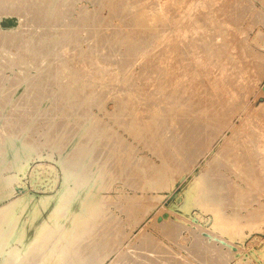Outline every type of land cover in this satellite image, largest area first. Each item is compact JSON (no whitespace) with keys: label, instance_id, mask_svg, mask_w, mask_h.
Wrapping results in <instances>:
<instances>
[{"label":"rangeland","instance_id":"374dc122","mask_svg":"<svg viewBox=\"0 0 264 264\" xmlns=\"http://www.w3.org/2000/svg\"><path fill=\"white\" fill-rule=\"evenodd\" d=\"M12 1L13 0L10 1V5H9V6H11L10 7L11 9L12 8L16 9L17 7H19L21 9L24 4L27 6L30 2V6H31V4H33V5L36 4L35 7H37V8H35V10L36 9H38V10L44 9V12L40 11L39 13H42L43 18H45L46 16L47 17L45 19L46 20L45 23H43L41 19H40L41 21L40 20L38 21L39 17H38L37 21L35 22L34 21V15H33V18H31L32 16L28 13V11H30L29 10L30 6L27 7V10H28L27 13L22 8L25 11V15L26 14L28 15V16H26V18L24 17V13H23L22 9L21 10H19L18 8H17L18 10L12 9L14 12L15 11L16 12L22 11L21 12L22 14L18 13L19 16L23 15L22 18L23 17L24 18L22 19L21 17L18 16V14L16 12L14 13L8 7V5L5 6L4 4H1V5H4L5 8L1 7V5H0V9L2 10V11L0 10L2 12V13L0 12V35H1L0 37H1V39H2V37L3 38L6 37V38L10 39L9 37L14 32H15V34L17 33L16 35L18 36V38L20 37L18 40L16 38L17 37L16 35L13 34V36H11V38L13 37L12 38L13 40L12 39H10V40H12L13 42H14V39L16 38L15 39L16 42H14L15 44L11 41L14 45L12 43H8L6 45H3L2 43H0L3 45V46L0 45V47H3L2 49L0 48V50H1L0 51V53H1V56H0V58H1L0 59V85L2 84L0 86V102H1L0 103V149H2V150H0V183H1L0 189L2 191H5V193L7 195L6 198L0 199V244L5 243L4 238L2 236L4 235V233H6V231L9 235L6 233L4 236L8 237V236H10L11 232L17 228L16 223H19V228H21V229L24 228V230L26 232L25 240H26L27 244H29L31 242L32 238L35 235V230H36L37 226L42 221H44L45 219L48 218V216H49V214L53 208L52 204L49 205L48 208H43L42 205L40 204L41 198L46 197V196L56 195L62 188V185L64 182L63 177H65L64 175L68 172V174H67L68 177H71V179L69 178L70 182H71V189L72 190L75 189L73 191L77 190L76 193L78 195L79 202H81L82 200H86V199H88L94 195H97L99 198H101L102 196L103 197H102V199H100L101 200V206H102L101 207V213H99L97 219H95L96 222H94L89 227V229H86V231H83L84 227L81 228V226H83V223H80L77 225V231L78 232L83 231L82 233L79 232L80 235L82 234L81 238H80V243L78 245L72 247V249H73V250L71 249L72 254L67 255L68 258H65L67 260H66V263H64V264H69V263L71 264L72 261H73V264L74 263L75 264H83V263L84 264L85 263L86 264H91V263L94 264L95 262L98 264L99 263L100 264H115V263L116 264H180V263L181 264H183V263L184 264H213V263L214 264H221V263L222 264H225V263L226 264H264V164L262 165V163H261L262 161L264 162V158H263L264 157V151H263L264 150V0H212V1L211 0H207V1L206 0H185L186 3L184 2V0H181V1H183L182 5L180 3V0H176V1L175 0H173V1L172 0H157V1H155V0H140V1H138L139 3L137 2V0H122V1L121 0H117V1L115 0L114 2H116V3H114L113 0L112 1L111 0H55V1L54 0H51V1L50 0H31L32 2L31 1L26 2L25 0H19V2H17L18 0L17 1L14 0V1H16V3L13 1L14 4L12 3ZM22 1H24L23 4H22ZM56 1H57V3H55ZM166 1H169V2H166ZM171 1H172V3H171ZM178 1H179V3H178ZM5 2H6V4H9L8 0L7 1L5 0L4 3ZM20 2L22 4V6L20 5ZM48 2H49V5L51 3L53 4V6L50 7V9L49 8L47 9L45 7V5L48 4ZM134 2L135 3L137 2V3L135 4ZM156 2H158L159 4L162 3V4H160L161 9H160L159 4H156ZM174 2H177V3L175 4ZM11 3L14 6H16V4H18V6L14 7L11 5ZM117 3H118V6H117ZM153 3L155 5H153ZM164 3H166L165 6L163 5ZM189 3H190V5H189ZM110 4H112V5H110ZM125 4H128V5L124 6ZM144 4L146 5L145 6L146 8L144 7ZM49 5L47 7H49ZM157 5H158V7H157ZM185 5H186V7H184ZM202 5H204V6H202ZM113 6H115L116 9H114L115 7H113ZM119 6L121 8L123 7L122 9H123L124 13L122 11L121 12L119 11V9H121ZM129 6H131V7H129ZM135 6H136V8H135ZM178 6L181 9H179ZM6 7H8V8H6ZM40 7H42V9ZM118 7H119V9H118ZM124 7L126 8V10L124 9ZM55 8L56 9L58 8L57 10H58V13L60 15H61V11L63 14L65 12L64 15H66V13H67V15H66L67 17L64 16L63 14L61 15L63 18H65V20L60 18L61 17L60 15H59L60 17L57 16L58 17L57 20L54 19V18H56L54 16L57 14V10ZM133 8H135V9H133ZM158 8L161 11L164 8H165V10L163 12H160V11H158ZM189 8L191 10H189ZM192 8H194V9H192ZM4 9H6V12H8L7 9L8 10L10 9V10L8 13H5ZM183 9H186V11L188 10V12H184L185 10H183ZM50 10H54V11L50 12ZM130 10H132L134 12H131ZM136 10L138 12H136ZM154 10H156L157 13H155L156 11H154ZM45 11H46V13H45ZM69 11H71L73 14L70 13ZM85 11L89 12V14L87 12V16L88 15L90 16V17L88 16L89 20H88V18L86 20L87 16L85 15L86 14ZM90 11H92L93 13ZM118 11L121 13L120 15H119ZM146 11H147V13H146ZM151 11H152V13H151ZM10 12H12L15 15H13L12 13L10 14ZM49 12L52 16L49 14ZM53 12H55V14ZM94 12H97V13H94ZM141 12H143V13L145 12L146 15L149 12L150 16H151V14L152 15L157 14L160 17V20H162L163 18L164 19L166 18L165 22L162 24V22L164 21V20H162L160 22H157V25H156V23H153V24L148 23L149 24L148 25L146 23L147 22L146 21L145 22L147 24L146 25L144 23V21L138 17V14H140ZM153 12H154V14H153ZM159 12L162 13V17L160 16ZM181 12L182 13L184 12L183 14H185V15H182ZM175 13L176 14L178 13L177 14L178 17H175V15H176ZM71 14H72V17L70 18L69 15H71ZM134 14L135 15L137 14V15L135 16ZM165 14H166V16H169V17L167 18L165 16ZM179 14L182 16H180ZM187 14L190 15L191 17H189ZM255 14H257V15H255ZM260 14L262 16H260ZM44 15H46V16H44ZM95 15H97V17ZM133 15H134V17H133ZM91 16H92V18H91ZM184 16H185V18H184ZM186 16H187L188 20L186 19ZM49 17H50V19H49ZM113 17H116V18H113ZM28 18L32 19V20L29 21ZM47 18L51 22H53L52 23L53 27L50 26L51 23ZM72 18H73V20H72ZM94 18H95V20L97 18V21L93 20ZM128 18H130V19H128ZM135 18H137V19H135ZM175 18H177V19H175ZM178 18H180L181 24H179L180 22H179ZM61 19L66 22L65 27L63 25L64 22H62ZM183 19H186V20L184 21ZM21 20H22V22H21ZM127 20H129L130 22L133 21V22H135V24L137 21L136 25H139L140 27L138 26L135 28L136 25L133 24L132 22L129 23V21H127ZM139 20L141 23L140 22L138 23ZM172 20H175V21H172ZM60 21L63 23V24L62 23L60 24L62 26L61 28H60V26H58ZM87 21H88V23H87ZM125 21H126V23H125ZM215 21H216V24H215ZM55 22H57V23H55ZM90 22H91L92 26L88 25V24H90ZM173 22H174V24H173ZM39 23H40V25H42L41 26L42 28L40 27ZM47 23L50 25H48ZM83 23L85 26L83 25ZM92 23H94V24H92ZM143 23L147 26V30H145L146 26L145 27L141 26V25H143ZM45 24H47V26ZM66 24L68 25L69 29H68ZM80 24L83 26H81ZM24 25L27 27V29H26V27H24ZM124 25H125V27L123 28ZM131 25H132V27H131ZM175 25H177L178 28H180V29L176 28L177 26L175 27ZM183 25H184V27H183ZM17 26H18V28H17ZM33 26H34L35 30H33L34 29ZM45 26H46V28L48 26L49 27L47 29L46 28L44 29ZM97 26H100V28ZM103 26L105 27V29L103 28L104 30L101 28ZM148 26H149V28H148ZM153 26H155L154 27L155 29H151V28H153ZM156 26H157V28H156ZM21 27L22 28L24 27L23 30L21 29ZM39 27L42 30H39ZM81 27H84V28H81ZM85 27H86V29H85ZM87 27H88V29H87ZM89 27L92 30H89ZM110 27H112L113 30ZM64 28H65V31H64ZM114 28H116V29H114ZM131 28H133V29H131ZM137 28L142 33H140V31L138 32ZM140 28H142L144 31ZM175 28H176V30H175ZM18 29H19V31L22 30V31H20L21 34L18 33L19 32ZM37 29H38V31H36ZM66 29L68 30V32ZM82 29H84V31L87 30L90 33L91 32L92 33L90 34L87 31L84 32ZM100 29H101V31H99ZM123 29H125L126 32L129 31V33L128 32L126 33ZM177 29H178V32H175V31H177ZM27 30L29 32L31 30L32 31L29 33V32H27ZM78 30L80 33L78 32ZM94 30L96 31V33L97 32L98 33L96 34ZM120 30H122V31H120ZM132 30H133V34H132ZM154 30L156 31L155 34H154ZM186 30L188 32H186ZM7 31L10 34L7 33ZM34 31H35V33H34ZM45 31H48V33H45ZM60 31H61V33L64 31L68 35L63 32V34H65V35L62 36L63 34L59 33ZM102 31H103V33L105 31L104 38L106 37V33L108 31L107 34H109V36L107 35V37H106L107 39L105 38L106 41L103 40L104 38L102 36L103 35ZM150 31H151V33H150ZM161 31H162V33H161ZM166 31H170V33L169 32L166 33ZM172 31H174V33ZM3 32H5L6 34ZM114 32H116V33L112 34ZM146 32L148 34V37L150 36L149 38L145 37V35L147 36ZM181 32L182 33L186 32V33H184L185 35L188 33L187 34L188 36L187 35L185 36L184 34L182 35ZM2 33L5 36H2ZM23 33H26V34H24L25 37H23L24 36ZM44 33H45V36H46V34L49 36L45 37ZM76 33H78L77 36H75ZM163 33L164 34L169 33L168 34L169 36L164 35ZM28 34H29V36H31L30 38H33V36L35 37V35H36V37L33 39H30V38H28L29 37ZM128 34H129V36H128ZM150 34H152V35H150ZM153 34H154V36L155 35L158 36V38L155 36L157 41H155L154 37H152ZM171 34H172V36H171ZM40 35H42V36H40ZM57 35H59V36H57ZM98 35H99V37H98ZM111 36H114V37L112 38ZM136 36H137V38H136ZM170 36L172 38V39H170L171 42H169V39H168ZM179 36H180V38H179ZM181 36H185V38H188V39L185 40V38L181 37ZM37 37H38V39H36ZM41 37H43V38H41ZM61 37L62 38L63 37L64 38L70 37L71 40L67 41L66 38L62 39ZM96 37H97V39H96ZM100 37L102 38V40L100 39V41H99L101 44L98 42ZM132 37H133V39H132ZM134 37H135V39H134ZM159 37H160V39H162V38L165 39L166 42L163 39H162V41L164 43H166L167 45L164 44L162 41H160ZM22 38H23V40H21ZM181 38L184 41L182 40V42H181L179 40ZM27 39L29 41H26ZM35 39L37 41H35ZM67 39H69V38H67ZM72 39L76 42L74 43V41ZM77 39H78L79 43L77 42ZM138 39L140 40V42ZM17 40H18V42L24 41V42L20 43L21 47L19 45L17 46ZM46 40H48L49 44L52 43L51 46L53 44L54 45L57 44L56 45L57 48L54 45L52 46V48H56L57 50H58V48L64 49V51H61L59 49V52L60 51L62 52V53H60L61 54L60 59L57 57V56H59V54H58L59 52L55 50L58 53H54L55 52L54 49H52L54 51V52L52 51L53 52L52 56L55 54L54 56L57 58H54V56L53 57L47 56L44 53V52H46V53L48 52L47 54L51 55V52H49L50 51L49 49H51V48H49L48 45L45 46L46 44H48ZM57 40H58V42H60L59 40H63V41L66 40L67 43H65L66 42L65 41L64 45H63V42L61 41V43L58 44L57 42H55ZM111 40L112 41L114 40L113 43H111L112 42ZM125 40H127L128 42H125ZM158 40H159V42H158ZM173 40H175V41H173ZM25 41L28 43V46H27V43ZM103 41L106 42L105 46L103 44ZM115 41H116V43H115ZM122 41H123V43H122ZM35 42H38V44ZM107 42L108 43L110 42L109 44H111L109 46V48H107L108 50H106V47H107L106 45H109ZM146 42L148 45L147 47H146ZM168 42H169V44H168ZM180 42L182 44H180ZM22 43L23 44L26 43V45H24V47L26 46L25 47L26 49L23 47ZM34 43H35V45L36 44L37 45L32 47ZM39 43H41V47H40ZM68 43H71V45H70L71 48L76 49V50L74 49L75 53L72 52V49H70V46ZM128 43L130 46L129 48H128ZM183 43H185V44H183ZM10 44H12V45H10ZM66 44H68V45H66ZM112 44L114 47H116L117 50L119 49L118 52H120V53H116L117 51L115 50V48L113 49ZM144 44H145V47H143ZM175 44H176V46H175ZM15 45L19 49L21 48L22 51L18 50V52H17V48H15L16 47ZM60 45H61V47H59ZM62 45L65 46L66 49ZM121 45L123 47H120ZM133 45H134V47H133ZM168 45H169V47H168ZM184 45H185V47H184ZM189 45L192 49L189 47ZM8 46L9 47L12 46L10 48V50H9ZM6 47L8 48V50ZM44 47L46 50L44 49ZM47 47L49 48L48 49L49 51H47ZM33 48H35V49H33ZM133 48L136 50H134ZM186 48L191 49V50H189L190 51L189 53L193 54L192 56L188 53V50ZM226 48H227V50H226ZM3 49L5 51L7 50V53L8 52L9 53L7 54ZM37 49L38 50L41 49V52L40 51L38 52ZM26 50H27V52H26ZM30 50H32V51H30ZM33 50H35V51H33ZM106 51H108V53H105ZM122 51H124L123 52L124 54L122 53ZM128 51H129V53H128ZM135 51L137 53H135ZM144 51H145V54L147 56L144 54ZM2 52H3V54H2ZM34 52H38L40 55L38 53L36 55V53L34 54ZM64 52H67V53H64ZM17 53H19V54H17ZM133 53H135V55H133ZM9 54H11L12 56H10ZM73 54H74V56H73ZM113 54H114V56H113ZM120 54L124 55V56L127 55L126 57H130V55L131 54L132 55L130 58L125 57V59L123 60L121 58L119 59V57H122ZM22 55L23 56L26 55V56L23 57ZM109 55H110V57H109ZM116 55H118V56H116ZM141 55H143V56H141ZM41 56H44V57H41ZM102 56H103V58H100ZM112 56H113V59H111ZM188 56L191 58L192 57H194V58L191 59ZM35 57L40 59V61L37 62ZM50 57L54 58L53 63H52L53 59H52V61H50L51 60ZM104 57L107 59H109V58L111 59V62H108V64L110 63L109 66L105 62L110 61V59L107 60ZM117 57H118V59H116ZM181 57L183 59H181ZM185 57H187V58H185ZM26 58H29L30 60L26 59ZM61 58H63L64 60L65 59L67 60L65 62L62 59V61H64V62L61 61L63 64L65 63L64 65L67 68H69V66L73 67V68L72 67L69 68L71 71L68 70L63 64H61V62L59 61V60H61ZM87 58L92 59V61L88 60ZM98 58H100V59L98 60ZM146 58H148V59L146 60ZM42 59H44V60H42ZM45 59H47V60L45 61ZM56 59L58 60V62H55ZM102 59H105V61H103L105 64L101 62ZM176 59H177V61H175ZM82 60H83V62H86V63H83ZM86 60H88V62L91 61L93 63V66L90 62H89L90 64H87ZM112 60H115V61L117 60V62L112 61ZM118 60H120V61H118ZM121 60H123L124 62ZM152 60H153V62H152ZM41 61H44V62H41ZM145 61H146V63H145ZM18 62L19 63L22 62L21 65ZM79 62H81L80 65L83 64L82 65L83 68H82V66H78ZM94 62H95V64H94ZM96 62L99 63L100 66H102V68L99 65H97ZM118 62H119V64L121 63L122 65L121 64L119 65ZM125 62L127 65L124 64ZM55 63H56V65L57 64H59V65L55 66ZM112 63H113V65L114 64L115 65L114 66L111 65ZM183 63H185V65ZM192 63H194V64H192ZM26 64H28V65H26ZM37 64H38V66H37ZM84 64H86L87 66L91 65V67L90 66L87 67L85 65L87 68L91 69L90 74L88 73L89 71H87V68H85ZM125 65H126V68H124ZM152 65H153V67H152ZM154 65H156L157 67ZM59 66H61V67H59ZM63 66L65 67L64 71H63ZM74 66L76 68L77 67L78 68L75 69ZM94 66H95V68H94ZM103 66H104V68H103ZM116 66L119 69L120 68L123 69L124 71H120L122 73L118 72V68H115ZM19 67H21V68H19ZM58 67L62 70H57ZM96 67H97V69H96ZM98 67H99V72H97ZM108 67L110 68L111 73L113 71V74L108 72L109 71ZM51 68H52V70H51ZM92 68H94L95 70H92ZM107 68H108V71H107ZM160 68H162V69H160ZM199 68L200 69L202 68V69L200 70ZM28 69H30V70H28ZM55 69L57 70V74H56ZM72 69H73V71H72ZM101 69H102V71H101ZM105 69H106V71H105ZM116 69H117V71H115ZM172 69H174V70H172ZM76 70H78V71H76ZM216 70H218L219 72ZM54 71H55V75L53 74ZM60 71L64 76L62 74H60ZM67 71L72 72V74L67 75ZM81 71H82V73H83V71L84 72L87 71L86 73H83V74H85V75L89 74L88 75L89 77L86 76V78H85V75H83L81 73L83 76V78H82V76H80ZM93 71L96 74H94ZM114 71L116 73H119V75L116 74ZM78 72H79V75H77ZM106 72H108V73H106ZM141 72H142V74H141ZM73 73H76V74L74 75ZM91 73H93V75L95 77ZM104 73H106V75H104ZM114 73L116 74V77L119 78L121 81H118L119 79L114 78L115 77ZM58 74H59V76H62V78L59 76H56ZM102 74L105 76L106 81H105V78H103L104 76L103 77L101 76ZM107 74L110 75V76L108 75L109 78L106 77ZM121 74H123V75H121ZM215 74H216V76H215ZM53 75L56 77H54ZM72 75L76 79H77V76L80 77V78L78 77V79H77L79 81L76 80L77 82H79L80 85H77L76 81H75V83L72 82L75 79V78H73ZM96 75L100 76L101 79L103 78L102 80L104 82L101 81V79L99 77H96ZM146 76H148V77H146ZM71 77L73 78V80ZM90 77L92 79L94 78L93 79L94 81H95V79L98 80V78H99L101 82H98L99 80L96 82L99 84L101 83V84L100 85L97 84ZM123 77L125 80L123 79ZM32 78H34L35 80L32 81L31 80ZM40 78L45 79V81L48 80L47 82H50L52 87L51 86H49V87L53 88V89L48 90V92L50 91L49 93L46 91L47 90L46 88H49L48 87L49 83L41 81ZM57 78H59V79H57ZM87 78H89V79H87ZM161 78H162V80H161ZM1 79L3 80L2 82H1ZM60 79L63 81H59ZM68 79L69 80L71 79L72 81L70 80L71 82L69 83ZM80 79H82V80L85 79V81L87 80L88 83H87V81L86 82L83 81V82H85V83H83L84 84L83 85L82 80H80ZM197 79H199V80H197ZM38 80H40V82ZM51 80H53L52 81L53 83H51ZM89 80L92 83H90ZM116 80H117V82H116ZM140 80H142V81H140ZM35 82L36 83L38 82L39 88L37 87V84ZM159 82H160V84H158ZM163 82H164V85H163ZM89 83L91 84V86ZM168 83H169V85H168ZM206 83H207V86H206ZM32 84L34 87L32 86ZM63 84H65V86L67 84H69V86H66L67 90H69V91L66 90V87H64ZM71 84L72 85L75 84V85H73L74 86L73 89H71L72 88ZM93 84H95V88H94ZM161 84H162V86H161ZM39 85L40 86L43 85V86L40 87ZM44 85H46V86L44 87ZM76 85L79 86V88H77ZM85 85H86V87L89 85V88L85 87L86 88L85 89L84 88ZM35 86H36L37 90H39V92H42V95L44 94L43 91H46L47 95L45 92V94H44L45 97L41 96V93H39L35 89ZM70 86H71V88H70ZM92 86H93V88H92ZM31 87H33L34 89L33 88L31 89ZM90 87L92 88V90H95L96 94H95V92H92ZM131 87L133 90L131 89ZM40 88L43 91H40ZM63 88L66 91V92L64 91V93H63ZM68 88H70V89H68ZM74 88L76 89L75 93H74ZM142 89H144V90H142ZM8 90H9V92L10 91H12V92L9 94ZM33 90L35 93L33 92ZM70 90H73V93ZM77 90H79V91L77 92ZM83 90H86V92H84ZM88 90L90 91V93L88 92ZM36 91H37V94H36ZM176 91H177V94H176ZM211 91L213 93L215 91V93L213 95L216 97V99L214 98L213 95L210 96V93L212 94ZM184 92L187 93L188 95L186 94L184 96ZM62 93H63V95H62ZM65 93L67 95H69V93H70V95L67 96ZM76 93H78L79 96ZM81 93L82 94L84 93L85 96L82 95ZM85 93L86 94L89 93L87 95H90L93 93L91 95V97L93 95H96L98 98L96 96H93L94 98L96 97L97 100H95L96 98L94 100H92L93 98L91 99V97L89 96L85 100L84 98L87 97V95ZM97 93L99 95H101L100 98H99V95ZM124 93H126L125 97H124ZM171 93H174V94H172L170 96ZM35 94H36V97L34 96ZM75 94H76V99H74ZM4 95H7L6 98L8 97V99H6ZM29 95H30V97L34 96L35 98L31 99L29 97ZM181 95L184 96V98ZM206 95H208L209 98ZM220 95H221V98L219 97ZM129 96H133L134 98L131 97L132 98L131 99V98H129ZM173 96H175V98ZM190 96H192V98ZM196 96H197V98H196ZM3 97H4V99H3ZM62 97H63V99H62ZM69 97L73 98V99H68ZM77 97H79V98H77ZM82 97H84L83 98L84 101L81 100V102L83 101L81 103L80 99H82ZM135 97H136V99H135ZM139 97H141V98L143 97L142 100ZM162 97H163V99H162ZM205 97H206V99H205ZM38 98L40 99L39 102H37L38 100H36ZM66 98H67V100H66ZM123 98L125 101L123 100ZM128 98H129V100H128ZM28 99L30 100V102ZM59 99H60V102H59ZM88 99H89V102L92 101L91 104L88 102ZM218 99H220V100H218ZM26 100L28 101V103H25ZM32 100H33V103L31 102ZM34 100H36V102ZM77 100H79V101H77ZM126 100H128L130 102H127ZM199 100H200V102H199ZM57 101L60 104H57L58 103ZM86 101L89 104H87ZM98 101H99V103H98ZM188 101H190V104ZM212 101H213V104H212ZM220 101L222 102L223 107L225 105L224 108L222 107V105H219ZM96 102H97V104H96ZM122 102H123V105H122ZM124 102H125V105H124ZM168 102H170V103H168ZM2 103H4V105ZM84 103H86L88 106ZM117 103H119V104H117ZM182 103H184V104H182ZM192 103H194V105H196V106H194ZM214 103H215V105H214ZM150 104H151V106H150ZM227 104L232 106L231 108L235 107V108H233L232 112H231V108H228L230 106H228ZM155 106H157V107H155ZM170 107H171V109H169ZM188 107H189V110L187 109ZM198 107H200L199 108L200 110L198 109ZM175 108H178V109L181 108L182 111H179ZM214 108H216V110ZM225 108H226V110H224ZM163 109H165V110H163ZM184 109L187 111H184ZM205 109H207V110H205ZM210 109H212V110H210ZM148 110H150V111H148ZM169 110H171V111H169ZM174 110H176V112ZM190 110H192V111H190ZM193 110H195V111H193ZM203 110L207 114H209L211 111L212 112L208 116L205 113L204 114L201 113ZM213 110L215 112L217 110L218 111L215 113ZM221 110H223V111H221ZM227 110H229L230 112ZM189 111L192 114L194 112L195 115L188 113ZM196 111H198L199 113ZM207 111H210V112H207ZM225 111H227V114H225V115H226V117L227 116L228 117L225 120V118H224L225 116H223V118H224V120H223V118H221V116H219V115L221 114V112L224 115ZM185 112H187V113H185ZM164 113H165V115H164ZM24 114H25V116H24ZM179 114L180 115L182 114V115L179 116ZM200 114H203V115L200 116ZM177 116L180 118H177ZM184 116H188L189 120L185 122V120H187L188 117L185 118ZM217 116L220 117V122L221 123L223 122L222 124L216 123V122H219L218 121L219 119ZM160 118H162V120H160ZM173 118L175 119V121ZM182 118L183 119L185 118V120H183ZM195 118H197L196 121H195ZM172 119H173V123L175 126L172 123ZM181 120L184 122H182ZM191 120H193L195 122L192 121V123L190 124L189 121H191ZM22 121L23 122L25 121L26 123L25 122L23 123ZM206 121H208V122H206ZM211 121H214L215 123L213 122V124H212ZM9 122H11V123H9ZM13 122H15V124ZM150 122L152 125H154V123H155V125L157 127L155 125L152 126L150 124ZM170 122H171V124H169ZM199 122L201 124H204L205 122L207 124L211 123L210 125L212 126L211 127L212 129L210 128V126L208 127V125H207V127H205L207 129L210 128L211 131L209 132L205 128H204L205 130L201 129L204 126H206V123H205V125H201ZM196 123H197V126H194ZM135 124H136V126L137 125H139V126L135 127ZM215 124H217L216 126L221 125L220 126L221 130L219 129V131H218V129H217V131H216V129H214V128H217V127H213V125L215 126ZM226 124H227V126H226ZM57 125L60 126V130H58L59 127ZM91 126H93L92 128H94L95 130L90 128ZM144 126H146L145 130L142 129V128H144ZM193 126L197 130H194ZM200 126H202V127L200 128ZM131 127H132V129H131ZM148 127L149 128L152 127L153 130L150 129L148 131L147 130V129H149ZM161 127H163V129ZM17 128H19V129H17ZM136 128L141 132L146 131L145 135H143L144 133L140 132L141 133V135H140L139 132H136V130H137ZM191 129L193 130L192 132H190ZM15 130H16V132H15ZM130 130L133 132H130ZM198 130H199V132H201L200 130H202V131H204V133L206 131H208L207 132L208 134L206 133L204 136H202L204 133L201 132L203 134L199 136L200 133H198ZM213 130H215V131H213ZM212 131H213V133H212ZM89 132H90V134H87ZM135 132L137 133L136 135H135ZM195 132H197V133H195ZM219 132H220V134H219ZM85 133L87 136L88 135L89 136L87 137L85 135ZM96 133H98V134H96ZM147 133H148V135H147ZM164 133H166V134H164ZM170 134H172V135H170ZM191 134H192V136H191ZM32 135H33V137H32ZM84 135H85V137H83ZM172 137H174L175 140ZM28 138H29V140H28ZM71 139H73V140H71ZM195 139H197V140H195ZM193 140H195V141H193ZM198 140H200L201 142L205 141V142H203L204 146H201V148H200V145H202V143L200 144V141L198 142ZM170 141H172V142H170ZM246 141L247 142L251 141L248 143V146H245L247 144ZM100 142L102 143V146H101ZM175 142H177V143H175ZM167 143H168V145H167ZM192 143H195V145ZM182 144H184V145H182ZM196 144H199V146H197L198 148L196 147ZM254 144H257V147ZM262 144H263V146H262ZM175 145H177V146H175ZM193 145L195 146L194 150L191 149ZM252 145L255 146V147L253 146L254 150H253V147H252V149H250ZM96 147H98V148H96ZM248 147H249V150H245ZM21 148H23V149H21ZM79 148L81 150H79ZM162 148L165 150H162ZM196 148L199 149L200 151L199 150L197 151ZM255 149H256V152H255ZM259 149H260V153H259ZM175 150H177V152ZM191 150H193V151H191ZM195 150H196V152H195ZM168 151H170L169 152L170 154L168 153ZM187 151H189L188 152L189 154L187 153ZM244 151H246V153H244ZM250 151L252 153L254 151V153L252 154ZM172 152H173V154H172ZM175 153L177 154L176 155L177 159H175ZM192 154H195V155H193L195 157H193ZM261 154H262V158H261ZM172 155H174V156H172ZM245 155L250 156V158L248 157L249 159H247V157H245ZM72 156H74V157H72ZM177 156H179V158ZM255 156H257V157L255 158ZM171 157L173 158V160ZM191 158H192V160H195V161L189 160ZM244 158H246V159H244ZM251 158H252V160H251ZM169 159H171V160H169ZM174 160L176 161V163ZM177 160H178V162H177ZM196 160L198 162H196ZM258 160L260 161L259 163H258ZM211 161H212V163H211ZM219 161H221V163ZM249 161L251 163H249ZM64 162H65V164H64ZM67 162H69V164ZM167 162H169V163H167ZM246 162L248 164H246ZM89 163H91V164H89ZM164 164H165V166H164ZM210 164H212V165H210ZM222 164L224 165V167H222ZM234 164H236V166ZM73 165H75V166H73ZM179 165H181V166H179ZM185 165H186V167H185ZM163 166L165 169L163 168ZM170 166H171V168H170ZM255 166H256V168H255ZM71 167H72V169H71ZM216 167H217V169H219V171H217ZM4 168L5 169L7 168V169L4 170ZM70 169H71V171H70ZM73 169H74V171H73ZM161 170H162V172H161ZM175 170H177L179 173H177V171H175ZM212 170H213V172H212ZM214 170L216 172H214ZM207 171L210 173H208ZM63 172H65V174ZM76 173H78V174L76 175ZM164 173H165V175H164ZM208 174L211 178H209ZM139 175H141V176L138 177ZM147 175L149 177H147ZM134 176H137L138 179H136V177H134ZM133 177L135 178V181H134ZM140 178H143L141 180H144V179L146 180V181L144 180L145 182L143 181L144 183L142 182L144 185L141 182H138V181H141V180H139ZM163 178H165V179H163ZM214 178H215V180H214ZM206 179H208V180H206ZM151 180H153V181H151ZM203 180H205V181H203ZM2 181H4V182H2ZM209 181H210V183H208ZM5 182H6V185H5ZM131 183H132V185H131ZM224 183L226 184V186ZM138 184H140V185L142 184L143 186L141 185L142 186L141 187ZM128 185H130V186H128ZM159 185H161V186H159ZM2 186L3 187L5 186L4 187L5 189ZM80 187L82 188L81 189L82 193H81ZM200 187H201V189H200ZM205 189H207V190H205ZM203 192L206 194H204ZM135 193H136V196H135ZM86 194H87V196H86ZM88 194H89V196H88ZM198 194H200V195H198ZM227 195H228V197H227ZM139 196H140V198H139ZM206 196L208 199L206 198ZM210 196H211V198H210ZM135 197H137V199ZM223 197H225V198H223ZM103 198L105 201L103 200ZM147 198L148 199L150 198V199L148 200ZM144 199H146V200H144ZM195 199H197V200H195ZM200 199H201V201L199 202ZM222 201H224V202H222ZM131 202H133L134 204ZM205 203H206V205H205ZM44 204H46V203H44ZM36 205L38 206L40 213H39L38 218L33 223H30V221L32 220V217L35 215V212H34V214L32 212L35 209L34 207ZM136 205H138V206H136ZM142 206H143V208H142ZM132 207H133V209H132ZM186 208H187V210H186ZM2 209H4V210H2ZM142 209L145 210V212H143ZM6 211L9 213H7ZM123 211L125 213H123ZM224 211H225V213H224ZM232 211H233V213H232ZM131 212L133 214H131ZM137 213H138V215H137ZM13 216H15V217H13ZM130 216H131V218H130ZM137 216L139 217V219ZM71 217H73V215H71ZM101 217H102V219H101ZM98 218H100V221ZM117 218L119 219V221ZM71 219H69V220H71ZM14 221L15 222L17 221L15 223L16 228H14L13 224H12L13 227H12V225H10L11 222H14ZM117 221H118V223H116ZM173 222H175V223L173 224ZM107 223L109 226H110V224H111V226L113 225V229H109V231L110 232L113 231L115 233V237L111 236V234H113V236H114V233L109 232L110 236L108 238L107 244L105 243V246L103 248L104 250H103L101 248H98L97 244H100V242L98 243L96 238L98 239V237L101 235L100 231H102L104 228L103 224L106 225ZM122 223H124V224H122ZM102 225H103V227H102ZM167 225H169V226L167 227ZM184 225L187 228H185ZM79 227H80V229H79ZM101 227H102V230H99V229H101ZM173 227H174V229H173ZM118 229H121V231ZM167 229H168V231H167ZM64 230L65 229H63V231ZM122 232H124V233L122 234ZM169 232H170V235L168 234ZM175 234H176V236H175ZM198 234H200V236ZM61 237H62V235L60 233L54 234L52 236L53 240L48 244L50 246L54 245L57 247H59V246L62 247L64 244L56 243V240L58 241V239H60ZM112 238H113V240L110 241ZM177 240H178V242H177ZM99 241H100V239H99ZM86 243H87V245H86ZM14 244H15V246L18 245L16 243H12L11 246H14ZM108 244H109V246H108V248H106L107 247L106 245H108ZM82 245L84 247H82ZM85 246H88V247H85ZM198 246H199V248H198ZM76 247H78V248L76 249ZM112 247H113V249H112ZM82 248L85 250H83ZM105 248L108 250V253H105L106 252ZM91 249H92V251H91ZM98 249H99V251H100V249L104 251V252L102 251L103 252L102 255L105 253L104 256L101 257V255H100L101 251L99 252ZM205 250H207V251H205ZM73 251H75L76 253ZM82 251H83V253H82ZM199 252H202V254ZM204 252H207V253H204ZM41 254L39 256H41L43 258L44 253L42 254L43 256ZM56 255H58V254H56ZM98 255L100 257H98ZM126 255H127V257H125ZM203 255L204 256L206 255V256L204 257ZM77 256H78V258H77ZM83 256H87V257H83ZM215 256L217 257V259ZM41 257L35 258L34 260H25L26 262H23V263H25V264H43L42 262H43L44 258L42 259ZM207 257H209V258H207ZM210 257L213 259H211ZM79 258H80V260H79ZM99 258H101V259H99ZM202 258H204V259H202ZM38 259H39V261H38ZM98 259H99V261H98ZM204 260H205V263H204ZM228 260H229V262H228ZM0 264H2V256L1 255H0Z\"/></svg>","mask_w":264,"mask_h":264},{"label":"bare ground","instance_id":"6f19581e","mask_svg":"<svg viewBox=\"0 0 264 264\" xmlns=\"http://www.w3.org/2000/svg\"><path fill=\"white\" fill-rule=\"evenodd\" d=\"M4 1H5V0H4ZM4 1H3V0H2V1L0 0V5H1V4H4L5 6L8 5V7L10 8L11 6H9V5H10V1H11V0H8V1H9V4H6V2L4 3ZM6 1H7V0H6ZM13 1H14V0H13ZM13 1H12V3H13ZM16 1H17V0H16ZM16 1H14V2L16 3ZM25 1L28 2V1H31V0H25ZM50 1H51V0H50ZM54 1H55V0H54ZM111 1H112V0H111ZM111 1H110V2H111ZM114 1H115V0H113V2H114ZM116 1H117V0H116ZM121 1H122V0H121ZM138 1H140V0H137V2H138ZM155 1H157V0H155ZM172 1H173V0H172ZM172 1H171V3H172ZM175 1H176V0H175ZM206 1H207V0H206ZM211 1H212V0H211ZM17 2H19V0H18ZM23 2H24V1H22V4H23ZM26 2H25V3H26ZM31 2H32V1H31ZM137 2H136V3H137ZM142 2H143V1H142ZM166 2H169V1H166ZM184 2H185V0H184ZM12 3H11V5L14 6V5H13L14 3H13V4H12ZM50 3H51V2H50ZM55 3H57V1H56ZM111 3H112V2H111ZM114 3H116V2H114ZM114 3H113V4H114ZM134 3H135V2H134ZM136 3H135V4H136ZM138 3H139V2H138ZM143 3H144V2H143ZM171 3H170V4H171ZM174 3L176 4L177 2H174ZM178 3H179V1H178ZM180 3H181V5H182V4H183V1L180 0ZM185 3H186V2H185ZM203 3H204V2H203ZM218 3H219V2H218ZM22 4H21V2H20V5H21V6H22ZM51 4H52V3H51ZM51 4H50V5H51ZM141 4H142V3H141ZM156 4H159V3L156 2ZM160 4H162V3H160ZM160 4H159V6H160ZM165 4H166V3H164L163 5L165 6ZM216 4H217V3H216ZM4 5H1V7H4V8H5ZM35 5H36V4H34V5L31 4V6H30V2H29V4H28L27 6L24 4L22 8H23V9L26 11V13H27V11H28V10H27V7L30 6V7H29V8H30V9H29L30 11H28V13L32 16V17H31V16H30V17L33 18V15H34V21H35V22L37 21V19H38V17H39L38 21L41 19L42 22L45 23V22H46L45 19H46V17H47V16H46L47 14L44 15V16H46V17L43 18L42 13H39V12H40V11H41V12H42V11L44 12V9H42V7H40L42 10H40V9H39V10H38V9L35 10V8H37V7H35ZM48 5H49V2H48L47 5H45V7H46L47 9H48V8L50 9V7L53 6V4H52L51 6L49 5V7H47ZM110 5H112V4H110ZM126 5H128V4H125L124 6H126ZM137 5H138V4H137ZM137 5H136V6H137ZM153 5H155V4L153 3ZM167 5H168V4H167ZM172 5H173V4H172ZM172 5H171V6H172ZM177 5H178V4H177ZM179 5H180V4H179ZM187 5H188V4H187ZM189 5H190V3H189ZM207 5H208V4H207ZM16 6H18V4H16ZM16 6H14V7H16ZM21 6H20V7H21ZM55 6H56V5H55ZM101 6H102V5H101ZM101 6H100V7H101ZM117 6H118V3H117ZM136 6H135V8H136ZM145 6H146V5L144 4V7H145ZM175 6H176V5H175ZM192 6H193V5H192ZM202 6H204V5H202ZM8 7H6V8H8ZM113 7H115V6H113ZM119 7H120V6H119ZM119 7H118V9H119ZM129 7H131V6H129ZM132 7H133V6H132ZM149 7H150V6H149ZM157 7H158V5H157ZM168 7H169V6H168ZM178 7H179V6H178ZM184 7H186V5H185ZM187 7H188V6H187ZM250 7H251V6H250ZM17 8H18L19 10L22 9V8L20 9L19 7H17ZM17 8H16V9H17ZM38 8H39V7H38ZM43 8H44V7H43ZM120 8H121V7H120ZM122 8H123V7H122ZM122 8L119 9L120 12H121V11L123 12V9H122ZM127 8H128V7H127ZM135 8H133V9H135ZM137 8H138V7H137ZM142 8H143V7H142ZM145 8H146V7H145ZM170 8H171V7H170ZM205 8H206V7H205ZM207 8H208V7H207ZM10 9H11V8H10ZM10 9H9V10H10ZM12 9H13V8H12ZM12 9H11V10H12ZM14 9H15V8H14ZM14 9H13V10H14ZM16 9H15V10H16ZM18 9H17V10H18ZM23 9H22V10H23ZM47 9H46V10H47ZM55 9H56V8H55ZM55 9H54V10H55ZM57 9H58V8H57ZM57 9H56V10H57ZM114 9H116V7H115ZM114 9H113V10H114ZM124 9L126 10L125 7H124ZM131 9H132V8H131ZM143 9H144V8H143ZM150 9H151V8H150ZM155 9H156V8H155ZM160 9H161V6H160ZM162 9H163V8H162ZM179 9H181V8L179 7ZM192 9H194V8H192ZM0 10H1V9H0ZM4 10H5V13H8V12H9L8 9H7L8 12H6V9H4ZM13 10H12V11H13ZM24 10H23L24 17L26 18V16H28V15H27V14L25 15V11H24ZM54 10H50V12H51V11H54ZM59 10H60V9H59ZM164 10H165V8H164L162 11L159 10V8H158V11H160V12H163ZM183 10H185L184 12H188V10L186 11V9H183ZM183 10H182V11H183ZM189 10H191V9L189 8ZM207 10H208V9H207ZM209 10H210V9H209ZM1 11H2V10H1ZM1 11H0V12H1ZM37 11H38V12H37ZM48 11H49V10H48ZM115 11H116V10H115ZM115 11H114V12H115ZM119 11H118V13H119V15H120L121 13H120ZM128 11H129V10H128ZM130 11H131V12H134V11H132V10H130ZM154 11H156V10H154ZM171 11H172V10H171ZM175 11H176V10H175ZM175 11H174V12H175ZM13 12H14V11H13ZM15 12H16V11H15ZM15 12H14V13H15ZM21 12H22V11H21ZM21 12L18 11V12H16V13L18 14V13H21ZM50 12H49V14H50ZM69 12L72 13L71 11H69ZM69 12H68V13H69ZM87 12H88V11H85V13H86L85 15H86V16H87ZM90 12H92V11H90ZM116 12H117V11H116ZM136 12H138V11L136 10ZM136 12H135V13H136ZM160 12H159V13H160ZM166 12H167V11H166ZM179 12H180V11H179ZM184 12H183V13H184ZM208 12H209V11H208ZM1 13H2V12H1ZM5 13H4V14H5ZM11 13H12V12H10V14H11ZM45 13H46V11H45ZM45 13H44V14H45ZM53 13L55 14V12H53ZM70 13H69V14H70ZM92 13H93V12H92ZM94 13H97V12H94ZM123 13H124V12H123ZM146 13H147V11H146ZM151 13H152V11H151ZM151 13H150V14H151ZM155 13H157V11H156ZM159 13H158V14H159ZM181 13H182V12H181ZM183 13H182V15H185V14H183ZM212 13H213V12H212ZM12 14H13V13H12ZM21 14H22V13H21ZM57 14H58V15H57ZM57 14H56L55 16L53 15L54 17H56V18H54V19H56V20H57V18H58L57 16L60 15V14L58 13V10H57ZM62 14H63V13H62V11H61V15H62ZM64 14H65V12H64ZM64 14H63V15H64ZM72 14H73V13H72ZM72 14L69 15L70 18L72 17ZM88 14H89V12H88ZM114 14H115V13H114ZM114 14H113V15H114ZM153 14H154V12H153ZM168 14H169V13H168ZM175 14H176V13H175ZM177 14H178V13H177ZM177 14L175 15V17H178ZM189 14H190V13H189ZM13 15H15V14H13ZM50 15H51V14H50ZM61 15H60V16H61ZM66 15H67V13H66ZM66 15H64V16H66ZM134 15H135V14H134ZM134 15H133V17H134ZM136 15H137V14H136ZM136 15H135V16H136ZM179 15H180V14H179ZM182 15H180V16H182ZM187 15H188V14H187ZM190 15H191V14H190ZM190 15H188V16L191 17L192 15H191V16H190ZM255 15H257V14H255ZM7 16H8V15H7ZM18 16H19V14H18ZM22 16H23V15H22ZM22 16H19V17L22 18ZM48 16H49V15H48ZM51 16H52V15H51ZM60 16H59V17H60ZM69 16H68V17H69ZM88 16H89V15H88ZM88 16L86 17V20H87ZM95 16L97 17V15H95ZM117 16H118V15H117ZM117 16H116V17H117ZM160 16L162 17V13H160ZM165 16H166V14H165ZM193 16H194V15H193ZM260 16H262V15L260 14ZM24 17H23V18H24ZM66 17H67V16H66ZM84 17H85V16H84ZM89 17H90V16H89ZM116 17H113V18H116ZM138 17H139L140 19H142V20L144 21V23L147 21V22H146L147 24H148V23H150V24L156 23V25H157V22H160V21L164 20V21L162 22V24H163V23L165 22V19H166V18H165V19H164V18H163V19L161 18L162 20H160V17H159V15H157V14H156V15H155V14H154V15L151 14V16H150V15H149V12H148L147 15L145 14V12H144V13L141 12L140 14H138ZM166 17L168 18L169 16H166ZM171 17H172V16H171ZM189 17H188V18H189ZM23 18H22V19H23ZM60 18H62V19L65 20V18H63L62 16H61ZM91 18H92V16H91ZM99 18H100V17H99ZM180 18H181V17H180ZM180 18H178V19H179V22H180L179 24H181ZM182 18H183V17H182ZM184 18H185V16H184ZM35 19H36V20H35ZM47 19H48V18H47ZM49 19H50V17H49ZM49 19H48V20H49ZM54 19H53V20H54ZM62 19H61V20H62ZM128 19H130V18H128ZM135 19H137V18H135ZM175 19H177V18H175ZM186 19H187V16H186ZM186 19H183V20L185 21ZM191 19H192V18H191ZM191 19H190V20H191ZM24 20H25V19H24ZM26 20H27V19H26ZM28 20L31 21L32 19H29V18H28ZM41 20H40V21H41ZM48 20H47V21H48ZM51 20H52V19H51ZM66 20H67V19H66ZM69 20H70V19H69ZM72 20H73V18H72ZM88 20H89V18H88ZM90 20H91V19H90ZM93 20H95V18H94ZM100 20H101V19H100ZM158 20H159V21H158ZM187 20H188V19H187ZM49 21H50V20H49ZM58 21H59V20H58ZM81 21H82V20H81ZM95 21H97V18H96ZM98 21H99V20H98ZM127 21H129V20H127ZM135 21H136V20H135ZM172 21H175V20H172ZM177 21H178V20H177ZM21 22H22V20H21ZM26 22H27V21H26ZM26 22H25V23H26ZM42 22H41V23H42ZM62 22H64V24H63ZM62 22L60 21L59 24H58V26H60V28L62 27V26L60 25L61 23H62V24L64 25V27H65V23H66V22L63 21V20H62ZM67 22H68V21H67ZM100 22H101V21H100ZM105 22H106V21H105ZM131 22H132L133 24H135V22H133V21H131ZM131 22L129 21V23H131ZM139 22H140V20L138 21V23H139ZM168 22H169V21H168ZM192 22H193V21H192ZM195 22H196V21H195ZM213 22H214V21H213ZM32 23H33V22H32ZM37 23H38V22H37ZM50 23H51V25L48 24V23H47V24L50 25V26H52V25H53V24H52L53 22L50 21ZM55 23H57V22H55ZM55 23H54V24H55ZM87 23H88V21H87ZM94 23H95V22H94ZM94 23H92V24H94ZM107 23H108V22H107ZM125 23H126V21H125ZM140 23H141V22H140ZM144 23H143V25H141V26H144V27H145V26L147 25L146 23H145L146 25H145ZM177 23H178V22H177ZM185 23H186V22H185ZM185 23H184V24H185ZM29 24H30V23H29ZM29 24H28V25H29ZM34 24H35V23H34ZM47 24H45V25L47 26ZM67 24H68V23H67ZM67 24H66V25H67ZM97 24H98V23H97ZM97 24H96V25H97ZM112 24H113V23H112ZM136 24H137V21H136ZM136 24H135V25H136ZM158 24H159V23H158ZM162 24H161V25H162ZM169 24H170V23H169ZM173 24H174V22H173ZM190 24H191V23H190ZM215 24H216V21H215ZM25 25H26V24H25ZM25 25H24V27H26ZM32 25H33V24H32ZM39 25H40V23H39ZM56 25H57V24H56ZM80 25H81V24H80ZM83 25H84V23H83ZM83 25H81V26H83ZM86 25H87V24H86ZM88 25H91V22H90V24H88ZM99 25H100V24H99ZM101 25H102V24H101ZM105 25H106V24H105ZM109 25H110V24H109ZM109 25H108V26H109ZM125 25H126V24H125ZM125 25L123 26V28L125 27ZM129 25H130V24H129ZM148 25H149V24H148ZM165 25H166V24H165ZM177 25H178V24H177ZM177 25H175V27H176ZM19 26H20V25H19ZM29 26H30V25H29ZM41 26H42V25H40V27H41ZM46 26L44 27V29L46 28ZM84 26H85V25H84ZM91 26H92V25H91ZM110 26H111V25H110ZM115 26H116V25H115ZM115 26H114V27H115ZM133 26H134V25H133ZM138 26H139V25H136L135 28L138 27ZM150 26H151V25H150ZM173 26H174V25H173ZM178 26H179V25H178ZM178 26H177L176 28H178ZM209 26H210V25H209ZM224 26H225V25H224ZM24 27H23V28H24ZM31 27H32V26H31ZM35 27H36V26H35ZM40 27H39V30H42V29H40ZM48 27H49V26H48ZM48 27H47V28H48ZM52 27H53V26H52ZM67 27H68V25H67ZM67 27H66V28H67ZM93 27H94V26H93ZM97 27L100 28V26H97ZM117 27H118V26H117ZM120 27H121V26H120ZM126 27H127V26H126ZM128 27H129V26H128ZM131 27H132V25H131ZM139 27H140V26H139ZM154 27H155V26H153V28H151V29H155ZM179 27H180V26H179ZM183 27H184V25H183ZM17 28H18V26H17ZM23 28L21 27L22 30H23ZM33 28H34V26H33ZM41 28H42V27H41ZM47 28H46V29H47ZM60 28H59V29H60ZM77 28H78V27H77ZM79 28H80V27H79ZM81 28H84V27H81ZM101 28H102V29H103V28L105 29L104 26L101 27ZM110 28L112 29V27H110ZM118 28H119V27H118ZM135 28H134V29H135ZM148 28H149V26H148ZM156 28H157V26H156ZM171 28H172V27H171ZM176 28H175V30H176ZM216 28H217V27H216ZM26 29H27V27H26ZM28 29H29V28H28ZM68 29H69V27H68ZM85 29H86V27H85ZM87 29H88V27H87ZM93 29H94V28H93ZM104 29H103V30H104ZM114 29H116V28H114ZM120 29H121V28H120ZM131 29H133V28H131ZM137 29H138V28H137ZM137 29H136V30H137ZM140 29H142V28H140ZM144 29H145V28H144ZM178 29H180V28H178ZM178 29H177V31H175V32H178ZM181 29H182V28H181ZM208 29H209V28H208ZM22 30H20V31H22ZM24 30H25V29H24ZM33 30H35V28H34ZM66 30H67V29H66ZM82 30L84 31V29H82ZM89 30H92V29L89 27ZM95 30H96V29H95ZM95 30H94V31H95ZM112 30H113V29H112ZM117 30H118V29H117ZM123 30L125 31V29H123ZM142 30H143V29H142ZM145 30H147V26H146V29H145ZM149 30H150V29H149ZM156 30H157V29H156ZM184 30H185V29H184ZM214 30H215V29H214ZM15 31H16V30H15ZM18 31H19V29H18ZM20 31L18 32L19 34H21ZM25 31H26V30H25ZM31 31H32V30H31ZM31 31H30V32H31ZM36 31H38V29H37ZM43 31H44V30H43ZM64 31H65V28H64ZM64 31H63V32H64ZM76 31H77V30H76ZM76 31H75V32H76ZM80 31H81V30H80ZM85 31H87V30H85ZM85 31H84V32H85ZM96 31H97V30H96ZM96 31H95V33H96ZM99 31H101V29H100ZM108 31H109V30H108ZM108 31H107V33H108ZM114 31H115V30H114ZM120 31H122V30H120ZM134 31H135V30H134ZM139 31H140V30L138 29V32H139ZM143 31H144V30H143ZM180 31H181V30H180ZM23 32H24V31H23ZM27 32H29V31L27 30ZM30 32H29V33H30ZM41 32H42V31H41ZM41 32H40V33H41ZM63 32L61 33V31H60L59 33L63 34ZM67 32H68V30H67ZM78 32H79V30H78ZM87 32H89V31H87ZM125 32H126V31H125ZM127 32L129 33V31H127ZM127 32H126V33H127ZM155 32H156V31L154 30V34H155ZM163 32H164V31H163ZM167 32L170 33V31H166V33H167ZM172 32L174 33V31H172ZM186 32H188V31L186 30ZM186 32H184V33H186ZM3 33H5V32H3ZM3 33H2V36H5V35H3ZM7 33H9V32L7 31ZM34 33H35V31H34ZM36 33H37V32H36ZM45 33H48V31H45ZM45 33H44V36H45ZM64 33L67 34L66 32H64ZM79 33H80V32H79ZM89 33H90V32H89ZM91 33H92V32H91ZM91 33H90V34H91ZM93 33H94V32H93ZM97 33H98V32H97ZM97 33H96V34H97ZM100 33H101V32H100ZM102 33H103V31H102ZM107 33H106V37H107V35L109 36V34H107ZM115 33H116V32H114V33H112V34H115ZM130 33H131V32H130ZM135 33H136V32H135ZM140 33H142V32L140 31ZM144 33H145V32H144ZM144 33H143V34H144ZM150 33H151V31H150ZM159 33H160V32H159ZM161 33H162V31H161ZM169 33H168V34H169ZM173 33H172V34H173ZM184 33L181 32L182 35H183ZM5 34H6V33H5ZM9 34H10V33H9ZM13 34L16 35L17 33L15 34V32H14ZM13 34H11V36H13ZM19 34H18V35H19ZM24 34H26V33H23V35H24ZM61 34H60V35H61ZM65 34H63L62 36H64ZM119 34H120V33H119ZM132 34H133V30H132ZM132 34H131V35H132ZM136 34H137V33H136ZM146 34H147V32H146ZM154 34H153L152 37H154L155 41H157L156 38H155L156 35L154 36ZM156 34H157V33H156ZM163 34H164V33H163ZM168 34H164V35H168ZM172 34H171V36H172ZM178 34H179V33H178ZM178 34H177V35H178ZM187 34H188V33H187ZM187 34H186V35H187ZM67 35H68V34H67ZM67 35H66V36H67ZM77 35H78V33L75 34V36H77ZM92 35H93V34H92ZM101 35H102V34H101ZM101 35H100V36H101ZM150 35H152V34H150ZM158 35H159V34H158ZM161 35H162V34H161ZM184 35H185V34H184ZM186 35H185V36H186ZM217 35H218V34H217ZM0 36H1V35H0ZM6 36H7V35H6ZM11 36H10V37L8 36V37H9L10 39H12L13 37L11 38ZM16 36H17V35H16ZM21 36H22V35H21ZM28 36H29V34H28ZM40 36H42V35H40ZM46 36H49V35L46 34ZM46 36H45V37H46ZM57 36H59V35H57ZM93 36H94V35H93ZM95 36H96V35H95ZM102 36H103V38H104V36H105V31H104V33H103ZM102 36H101V37H102ZM114 36H115V35H114ZM114 36H111V37L113 38ZM128 36H129V34H128ZM128 36H127V37H128ZM132 36H133V35H132ZM142 36H143V35H142ZM168 36H169V35H168ZM171 36L168 38V39H169V42H171V41H170V39H172ZM185 36H181V37H184V38H185ZM187 36H188V35H187ZM23 37H25V35H24ZM30 37H31V36H29L28 38H30ZM35 37H36V35H35ZM35 37L33 36V38H35ZM38 37H39V36H38ZM38 37H37L36 39H38ZM53 37H54V36H53ZM72 37H73V36H72ZM78 37H79V36H78ZM98 37H99V35H98ZM101 37L99 38L98 42L100 41V39L102 40ZM106 37H105V38H106ZM145 37L147 38V37H148V34H147V36L145 35ZM149 37H150V36H149ZM149 37H148V38H149ZM156 37L158 38V36H156ZM166 37H167V36H166ZM174 37H175V36H174ZM177 37H178V36H177ZM191 37H192V36H191ZM220 37H221V36H220ZM16 38L19 40L20 37L18 38V36H17ZM16 38H15V39H16ZM33 38H30V39H33ZM41 38H43V37H41ZM48 38H49V37H48ZM56 38H57V37H56ZM61 38H62V37H61ZM61 38H60V39H61ZM63 38H64V37H63ZM63 38H62V39H63ZM65 38H66V37H65ZM65 38H64V39H65ZM67 38H69V39H67ZM67 38H66L67 41H68V40H71L70 37H67ZM73 38H74V37H73ZM105 38H104L103 40L106 41L107 38H106V39H105ZM115 38H116V37H115ZM136 38H137V36H136ZM139 38H140V37H139ZM164 38H165V37H164ZM179 38H180V36H179ZM10 39H8V38H6V37H5V38L2 37V39H1V37H0V43H2L3 45H6V44H8V43H12V42H13V41H12L13 39H12V40H10ZM15 39H14V42H16ZM24 39H25V38H24ZM36 39H35V41H37ZM39 39H40V38H39ZM45 39H46V38H45ZM51 39H52V38H51ZM75 39H76V38H75ZM96 39H97V37H96ZM108 39H109V38H108ZM124 39H125V38H124ZM132 39H133V37H132ZM134 39H135V37H134ZM150 39H151V38H150ZM159 39H160V37H159ZM162 39H163V38H162ZM162 39H160V41H162ZM166 39H167V38H166ZM173 39H174V38H173ZM177 39H178V38H177ZM186 39H188V38H185V40H186ZM18 40H17V46H18V45L20 46V43H21V42H24V41H21V40H23V38L20 40L21 42H18ZM54 40H55V39H54ZM66 40H65V41H66ZM72 40H73V39H72ZM109 40H110V39H109ZM116 40H117V39H116ZM127 40H128V39H127ZM127 40H125V42H128ZM138 40H139V39H138ZM144 40H145V39H144ZM163 40H165V39H163ZM179 40L182 42L183 39L181 38V39H179ZM198 40H199V39H198ZM11 41H12V42H11ZM26 41H29V40L27 39ZM26 41H25V42H26ZM30 41H31V40H30ZM44 41H45V40H44ZM46 41H47V43H48V40H46ZM59 41H60V42H58V40H57V41H55V42H57V43L59 44V43H61V41H62V42H63V45H64V42H65V41H63V40H59ZM67 41H66L65 43H67ZM73 41H74V40H73ZM111 41H112V40H111ZM113 41H114V40H113ZM113 41H112L111 43H113ZM131 41H132V40H131ZM135 41H136V40H135ZM153 41H154V40H153ZM153 41H152V42H153ZM155 41H154V42H155ZM167 41H168V40H167ZM173 41H175V40H173ZM173 41H172V42H173ZM176 41H177V40H176ZM183 41H184V40H183ZM14 42H13V43H14ZM38 42H39V41H38ZM38 42H35V43L38 44ZM41 42H42V41H41ZM52 42H53V41H52ZM70 42H71V41H70ZM75 42H76V41H74V43H75ZM77 42H78V39H77ZM139 42H140V40H139ZM141 42H142V41H141ZM144 42H145V41H144ZM152 42H151V43H152ZM158 42H159V40H158ZM162 42H163V41H162ZM165 42H166V40H165ZM169 42H168V44H169ZM181 42H180V44H182ZM204 42H205V41H204ZM210 42H211V41H210ZM215 42H216V41H215ZM13 43H12V44H13ZM18 43H19V44H18ZM26 43H27V42H26ZM26 43H25V44L22 43V44H23V47H24V45H26ZM35 43L33 44V46H32V45H31V46H32V47L36 46L37 44L35 45ZM74 43H73V44H74ZM78 43H79V42H78ZM99 43H100V42H99ZM105 43H106V42L103 41L104 46H105ZM107 43H108V42H107ZM109 43H110V42H109ZM109 43H108V44H109ZM115 43H116V41H115ZM122 43H123V41H122ZM122 43H121V44H122ZM149 43H150V42H149ZM163 43H164V42H163ZM2 44H0V45H2ZM12 44H10V45H12ZM14 44H15V43H14ZM14 44H13V45H14ZM30 44H31V43H30ZM39 44H40V47H41V43H39ZM43 44H44V43H43ZM51 44H52V43H51ZM51 44L48 43V44L45 45V46L48 45V47L51 48V49H49V48L47 47V51L50 50L49 52H51V55H50V54L48 55V54H47L48 52H47V53L44 52L47 56H52V53H53L55 50L59 52V49H60V48H58V50L56 49V48H57V46H56L57 44H56V45L53 44L54 46H56V48H52L53 45L51 46ZM68 44H69V46L71 45V43H68ZM68 44H66V45H68ZM76 44H77V43H76ZM100 44H101V43H100ZM118 44H119V43H118ZM118 44H117V45H118ZM125 44H126V43H125ZM140 44H141V43H140ZM155 44H156V43H155ZM164 44H166V43H164ZM171 44H172V43H171ZM178 44H179V43H178ZM178 44H177V45H178ZM183 44H185V43H183ZM191 44H192V43H191ZM220 44H221V43H220ZM3 45H2V46H3ZM10 45H9V46H10ZM63 45H62V46H63ZM110 45H111V44L106 45V46H107V47H106V50H108L107 48H109ZM115 45H116V44H115ZM119 45H120V44H119ZM119 45H118V46H119ZM166 45H167V44H166ZM9 46H8V47H9ZM15 46H16V45H15ZM15 46H14V47H15ZM17 46L15 47V48H17V52H18V50H19V51H20V50L22 51V49H21V48L19 49ZM27 46H28V43H27ZM43 46H44V45H43ZM50 46H51V47H50ZM72 46H73V45H72ZM112 46H113V44H112ZM118 46H117V47H118ZM147 46H148V45H147V42H146V47H147ZM159 46H160V45H159ZM175 46H176V44H175ZM187 46H188V45H187ZM187 46H186V47H187ZM199 46H200V45H199ZM220 46H221V45H220ZM11 47H12V46H11ZM11 47H9V50H10ZM20 47H21V46H20ZM23 47H22V48H23ZM25 47H26V46H25ZM25 47H24V48H25ZM37 47H38V46H37ZM59 47H61V45H60ZM63 47H65V46H63ZM74 47H75V46H74ZM120 47H123V46L121 45ZM129 47H130V46H129V43H128V48H129ZM133 47H134V45H133ZM135 47H136V46H135ZM143 47H145V44H144ZM157 47H158V46H157ZM168 47H169V45H168ZM184 47H185V45H184ZM189 47H190V45H189ZM202 47H203V46H202ZM0 48L2 49L3 47H0ZM4 48H5V47H4ZM6 48H7V47H6ZM24 48H23V49H24ZM29 48H30V47H29ZM38 48H39V47H38ZM67 48H68V47H67ZM114 48H115V50L117 51L116 53H120V52H118L119 49L117 50L116 47L113 46V49H114ZM131 48H132V47H131ZM141 48H142V47H141ZM175 48H176V47H175ZM180 48H181V47H180ZM182 48H183V47H182ZM187 48H188V47H187ZM187 48H186V49H187ZM190 48H191V47H190ZM25 49H26V48H25ZM33 49H35V48H33ZM44 49H45V47H44ZM48 49H49V50H48ZM52 49H54V51H53ZM65 49H66V47H65ZM70 49H72V52L75 53V50H76L75 48H74V49H75V50H74V49L71 48V46H70ZM113 49H112V50H113ZM126 49H127V48H126ZM126 49H125V50H126ZM133 49H134V48H133ZM148 49H149V48H148ZM159 49H160V48H159ZM172 49H173V48H172ZM186 49H185V50H186ZM191 49H192V48H191ZM191 49H187V50H188V53L190 52L189 50H191ZM3 50H4V49H3ZM7 50H8V48H7ZM7 50H6V51L4 50V51L7 53ZM27 50H28V49H27ZM27 50H26V52H27ZM45 50H46V49H45ZM60 50H61V51H64V49H60ZM68 50H69V49H68ZM68 50H67V51H68ZM73 50H74V51H73ZM134 50H136V49H134ZM170 50H171V49H170ZM174 50H175V49H174ZM185 50H184V51H185ZM187 50H186V51H187ZM226 50H227V48H226ZM0 51H1V50H0ZM4 51H3V52H4ZM24 51H25V50H24ZM30 51H32V50H30ZM33 51H35V50H33ZM37 51H38V52H39V51L41 52V49H40V50L37 49ZM52 51H53V52H52ZM56 51H55L54 53H58V52H56ZM61 51L58 53L59 56L56 55L59 59H60V55H61L60 53H62ZM109 51H110V50H109ZM131 51H132V50H131ZM166 51H167V50H166ZM3 52H2V54H3ZM26 52H25V53H26ZM38 52H34V54L36 53V55H37ZM110 52H111V51H110ZM110 52H109V53H110ZM123 52H124V51H122V53H123ZM141 52H142V51H141ZM191 52H192V51H191ZM212 52H213V51H212ZM229 52H230V51H229ZM8 53H9V52H8ZM8 53H7V54H8ZM11 53H12V52H11ZM19 53H20V52H19ZM19 53H17V54H19ZM30 53H31V52H30ZM64 53H67V52H64ZM105 53H108V51H106ZM112 53H113V52H112ZM126 53H127V52H126ZM128 53H129V51H128ZM135 53H137V52L135 51ZM135 53H133V55H135ZM146 53H147V52H146ZM162 53H163V52H162ZM168 53H169V52H168ZM173 53H174V52H173ZM188 53H187V54H188ZM217 53H218V52H217ZM226 53H227V52H226ZM12 54H13V53H12ZM23 54H24V53H23ZM34 54H33V55H34ZM38 54H39V53H38ZM45 54H44V55H45ZM110 54H111V53H110ZM123 54H124V53H123ZM142 54H143V53H142ZM144 54H145V51H144ZM185 54H186V53H185ZM189 54H190V53H189ZM206 54H207V53H206ZM229 54H230V53H229ZM9 55L12 56L11 54H9ZM26 55H27V54H26ZM26 55H24V56H26ZM29 55H30V54H29ZM39 55H40V54H39ZM42 55H43V54H42ZM54 55H55V54H54ZM54 55H53V56H54ZM62 55H63V54H62ZM105 55H106V54H105ZM105 55H104V56H105ZM120 55H121V54H120ZM131 55H132V54H131ZM131 55H130V57H131ZM145 55H146V54H145ZM156 55H157V54H156ZM162 55H163V54H162ZM190 55L192 56L193 54H190ZM230 55H231V54H230ZM232 55H233V54H232ZM0 56H1V53H0ZM2 56H3V55H2ZM22 56H23V55H22ZM24 56H23V57H24ZM53 56H52V57H53ZM73 56H74V54H73ZM106 56H107V55H106ZM113 56H114V54H113ZM113 56L111 57V59H113ZM116 56H118V55H116ZM121 56H122V57H119V59L121 58V59L124 60L125 57H126L127 55H126V56L121 55ZM123 56H124V57H123ZM141 56H143V55H141ZM146 56H147V55H146ZM148 56H149V55H148ZM158 56H159V55H158ZM205 56H206V55H205ZM224 56H225V55H224ZM226 56H227V55H226ZM6 57H7V56H6ZM28 57H29V56H28ZM38 57H39V56H38ZM41 57H44V56H41ZM52 57H50L51 60H50V59H49V60L52 61V59H53V61H52V63H53V62H54V58H57V57H55V56H54V58H52ZM78 57H79V56H78ZM109 57H110V55H109ZM109 57H108V58H109ZM130 57H126V58H130ZM133 57H134V56H133ZM153 57H154V56H153ZM175 57H176V56H175ZM188 57H189V56H188ZM7 58H8V57H7ZM9 58H10V57H9ZM12 58H13V57H12ZM35 58H36V57H35ZM45 58H46V57H45ZM48 58H49V57H48ZM79 58H80V57H79ZM100 58H103V56L100 57ZM100 58H98V60H99ZM104 58H105V57H104ZM135 58H136V57H135ZM138 58H139V57H138ZM141 58H142V57H141ZM157 58H158V57H157ZM160 58H161V57H160ZM185 58H187V57H185ZM189 58H191V57H189ZM192 58H194V57H192ZM192 58H191V59H192ZM0 59H1V58H0ZM10 59H11V58H10ZM10 59H9V60H10ZM26 59H29V58H26ZM37 59H38V58H36V61H37V62L40 61V59H38V60H37ZM62 59H63V58H61V60H59V61L61 62ZM87 59L92 61V59H89V58H87ZM105 59H107V58H105ZM105 59H102V61H101V60H100V61H101L102 63H104L103 61H105ZM109 59H110V58H109ZM109 59H107V60H109ZM111 59H110V61H107V60H106L107 62H105V63H107L108 66H109V64H110V63L108 64V62H111ZM116 59H118V57H117ZM136 59H137V58H136ZM143 59H144V58H143ZM147 59H148V58H146V60H147ZM154 59H155V58H154ZM169 59H170V58H169ZM173 59H174V58H173ZM181 59H183V58L181 57ZM6 60H7V59H6ZM23 60H24V59H23ZM29 60H30V59H29ZM34 60H35V59H34ZM42 60H44V59H42ZM46 60H47V59H45V61H46ZM63 60H64V59H63ZM79 60H80V59H79ZM88 60H86V61H87V64H90V63H91L92 66H93V63H92L91 61H89V62H90V63H89ZM96 60H97V59H96ZM123 60H121V61H123ZM141 60H142V59H141ZM155 60H156V59H155ZM157 60H158V59H157ZM184 60H185V59H184ZM195 60H196V59H195ZM19 61H20V60H19ZM26 61H27V60H26ZM64 61L66 62L67 60L65 59ZM64 61H62V62H64ZM84 61H85V60H84ZM112 61H115V60H112ZM118 61H120V60H118ZM158 61H159V60H158ZM175 61H177V59H176ZM180 61H181V60H180ZM192 61H193V60H192ZM207 61H208V60H207ZM41 62H44V61H41ZM55 62H58V60L56 59ZM62 62H61V64H63ZM82 62H83V60H82ZM97 62H98V61H97ZM97 62H96V64L100 66V64L97 63ZM115 62H117V60H116ZM115 62H114V63H115ZM123 62H124V61H123ZM132 62H133V61H132ZM152 62H153V60H152ZM181 62H182V61H181ZM18 63H19V62H18ZM21 63H22V62H21ZM21 63H19V64L21 65ZM25 63H26V62H25ZM39 63H40V62H39ZM83 63H86V62H83ZM105 63H104V64H105ZM145 63H146V61H145ZM148 63H149V62H148ZM156 63H157V62H156ZM176 63H177V62H176ZM196 63H197V62H196ZM41 64H42V63H41ZM61 64H60V65H61ZM64 64H65V63H64ZM64 64H63V65H64ZM67 64H68V63H67ZM80 64H81V62H79V65H78V66H82V65H83V64H82V65H80ZM94 64H95V62H94ZM118 64H119V62H118ZM120 64H121V63H120ZM120 64H119V65H120ZM124 64H126V62H125ZM154 64H155V63H154ZM163 64H164V63H163ZM168 64H169V63H168ZM183 64L185 65V63H183ZM192 64H194V63H192ZM198 64H199V63H198ZM2 65H3V64H2ZM22 65H23V64H22ZM26 65H28V64H26ZM26 65H25V66H26ZM30 65H31V64H30ZM52 65H53V64H52ZM57 65H59V64H57ZM57 65H56V63H55V66H57ZM85 65H86V64H84V66H85ZM111 65H113V63H112ZM114 65H115V64H114ZM114 65H113V66H114ZM116 65H117V64H116ZM121 65H122V64H121ZM126 65H127V64H126ZM126 65H125V67H124V66H123V67L126 68ZM145 65H146V64H145ZM149 65H150V64H149ZM208 65H209V64H208ZM37 66H38V64H37ZM64 66H65V65H64ZM64 66H63V71H64V68L66 67V66H65V67H64ZM76 66H77V65H76ZM86 66H87V65H86ZM86 66H85V68H87V67H89V66L91 67V65H89V66H87V67H86ZM104 66H105V65H104ZM104 66H103V68H104ZM154 66H156V65H154ZM172 66H173V65H172ZM186 66H187V65H186ZM186 66H185V67H186ZM59 67H61V66H59ZM59 67H58V68H59ZM70 67H72V66H69V68H70ZM100 67L102 68V66H100ZM105 67H106V66H105ZM119 67H120V66H119ZM123 67H122V68H123ZM152 67H153V65H152ZM156 67H157V66H156ZM191 67H192V66H191ZM216 67H217V66H216ZM218 67H219V66H218ZM19 68H21V67H19ZM54 68H55V67H54ZM58 68H57V70H62V69H60V68L58 69ZM66 68H67V67H66ZM69 68H67V69L70 70ZM72 68H73V67H72ZM74 68L77 69L78 67L76 68V67L74 66ZM80 68H81V67H80ZM80 68H79V69H80ZM82 68H83V66H82ZM82 68H81V69H82ZM85 68H84V69H85ZM94 68H95V66H94ZM94 68H92V70H95ZM108 68H109V67H108ZM108 68H107V71H108ZM115 68H118V67L116 66ZM142 68H143V67H142ZM239 68H240V67H239ZM88 69H89V70H88ZM96 69H97V67H96ZM160 69H162V68H160ZM183 69H184V68H183ZM196 69H197V68H196ZM199 69H200V68H199ZM201 69H202V68H201ZM201 69H200V70H201ZM204 69H205V68H204ZM28 70H30V69H28ZM31 70H32V69H31ZM51 70H52V68H51ZM57 70L55 69L56 74H57ZM82 70H83V69H82ZM90 70H91L90 68H87V71H89V72H88L89 74H90ZM139 70H140V69H139ZM147 70H148V69H147ZM149 70H150V69H149ZM172 70H174V69H172ZM186 70H187V69H186ZM190 70H191V69H190ZM55 71L53 72L54 75H55ZM63 71H62V72H63ZM70 71H71V70H70ZM70 71H67V75H71V74H72V72H70ZM72 71H73V69H72ZM76 71H78V70H76ZM79 71H80V70H79ZM87 71H86V72H87ZM101 71H102V69H101ZM105 71H106V69H105ZM110 71H111V70H110V68H109V71H108V72H110ZM115 71H117V69H116ZM115 71H114V72H115ZM120 71H124V70L121 69V68H120V69L118 68V72H120ZM145 71H146V70H145ZM145 71H144V72H145ZM152 71H153V70H152ZM184 71H185V70H184ZM184 71H183V72H184ZM203 71H204V70H203ZM216 71H218V70H216ZM237 71H238V70H237ZM51 72H52V71H51ZM86 72L83 71V73H86ZM93 72H94V71H93ZM97 72H99V67H98V71H97ZM108 72H106V73H108ZM125 72H126V71H125ZM142 72H143V71H142ZM142 72H141V74H142ZM154 72H155V71H154ZM180 72H181V71H180ZM199 72H200V71H199ZM199 72H198V73H199ZM218 72H219V71H218ZM63 73H64V72H63ZM76 73H77V72H76ZM76 73H73V74L75 75ZM81 73H82V71L80 72V76H82V74H83V73H82V74H81ZM100 73H101V72H100ZM106 73H104V75H106ZM110 73H111V72H110ZM110 73H109V74H110ZM115 73H116V72H115ZM115 73H114V74H115ZM120 73H122V72H120ZM216 73H217V72H216ZM244 73H245V72H244ZM246 73H247V72H246ZM60 74H62L61 71H60ZM65 74H66V73H65ZM89 74H88V75H89ZM91 74L93 75V73H91ZM94 74H96V73L94 72ZM109 74H107L106 77L109 78V76H110L111 74H113V71H112V73H111L110 75H109ZM116 74L119 75V73H116ZM116 74L114 75L115 77L113 76L114 78H117V77H116ZM123 74H124V73H123ZM123 74H121V75H123ZM139 74H140V73H139ZM144 74H145V73H144ZM193 74H194V73H193ZM237 74H238V73H237ZM54 75H53V76H54ZM62 75H63V74H62ZM67 75H66V76H67ZM77 75H79V72H78ZM83 75H85V74H83ZM88 75L86 74V75H85V78H86V76L89 77ZM92 75H91V76H92ZM99 75H100V74H99ZM104 75L102 74L101 76L103 77ZM108 75H109V76H108ZM118 75H117V76H118ZM146 75H147V74H146ZM150 75H151V74H150ZM213 75H214V74H213ZM244 75H245V74H244ZM56 76H59V74L56 75ZM56 76H54V77H56ZM63 76H64V75H63ZM72 76H73V75H72ZM93 76H94V75H93ZM93 76H92V77H93ZM111 76H112V75H111ZM160 76H161V75H160ZM170 76H171V75H170ZM215 76H216V74H215ZM245 76H246V75H245ZM59 77L62 78V76H59ZM78 77H79V76H77V79H78ZM94 77H95V76H94ZM96 77H99V78H100V76H97V75H96ZM119 77H120V76H119ZM141 77H142V76H141ZM146 77H148V76H146ZM163 77H164V76H163ZM165 77H166V76H165ZM190 77H191V76H190ZM242 77H243V76H242ZM246 77H247V76H246ZM1 78H2V77H1ZM71 78H72V77H71ZM73 78H75V77L73 76ZM73 78H72V80H73ZM79 78H80V77H79ZM82 78H83V76H82ZM90 78H91V77H90ZM99 78H98L99 81L96 80V79H95V81H94V80H93L94 78H93V79L91 78V79H92L94 82H96V81L101 82V81H103L102 79L105 78V76H104L102 79L100 78L101 81H100ZM156 78H157V77H156ZM156 78H155V79H156ZM168 78H169V77H168ZM228 78H229V77H228ZM57 79H59V78H57ZM66 79H67V78H66ZM77 79L75 78L74 81H72L71 79H70V80H71L72 82L75 83V81H76ZM87 79H89V78H87ZM91 79H90V80H91ZM117 79H119V78H117ZM123 79H124V77H123ZM138 79H139V78H138ZM155 79H154V80H155ZM170 79H171V78H170ZM172 79H173V78H172ZM199 79H200V78H199ZM199 79H197V80H199ZM201 79H202V78H201ZM205 79H206V78H205ZM241 79H242V78H241ZM245 79H246V78H245ZM247 79H248V78H247ZM31 80L34 81L35 79L32 78ZM36 80H37V79H36ZM40 80L43 81V82H47V81H48V80L45 81V79H41V78H40ZM40 80H38V81L40 82ZM64 80H65V79H64ZM68 80H69V79H68ZM70 80L68 81L69 83L71 82ZM80 80H82V79H80ZM90 80H89V82H90ZM92 80H91V81H92ZM114 80H115V79H114ZM114 80H113V81H114ZM124 80H125V79H124ZM142 80H143V79H142ZM142 80H140V81H142ZM161 80H162V78H161ZM173 80H174V79H173ZM207 80H208V79H207ZM2 81H3V80L1 79V82H2ZM49 81H50V80H49ZM52 81H53V80H51V83H53ZM59 81H63V80L60 79ZM77 81H79V80H77ZM77 81H76V82H77ZM83 81H85V79L82 80V84L85 83L87 80H86L85 82H83ZM105 81H106V78H105ZM118 81H121V80L119 79ZM122 81H123V80H122ZM168 81H169V80H168ZM201 81H202V80H201ZM43 82H42V83H43ZM94 82H93V83H94ZM103 82H104V81H103ZM116 82H117V80H116ZM35 83H36V82H35ZM47 83H49V84H48V87L51 86L50 82H47ZM47 83H46V84H47ZM87 83H88V81H87ZM90 83H92V82H90ZM90 83H89V84H90ZM96 83H97V82H96ZM142 83H143V82H142ZM146 83H147V82H146ZM148 83H149V82H148ZM150 83H151V82H150ZM155 83H156V82H155ZM169 83H170V82H169ZM169 83H168V85H169ZM177 83H178V82H177ZM36 84H37V87H38V82H37ZM36 84H35V85H36ZM44 84H45V83H44ZM82 84H81V85H82ZM97 84H99V83H97ZM100 84H101V83H100ZM100 84H99V85H100ZM102 84H103V83H102ZM104 84H105V83H104ZM158 84H160V82H159ZM199 84H200V83H199ZM221 84H222V83H221ZM238 84H239V83H238ZM1 85H2V84H1ZM1 85H0V86H1ZM13 85H14V84H13ZM30 85H31V84H30ZM40 85H41V84H40ZM40 85H39V86H40ZM71 85H72V84H71ZM73 85H75V84H73ZM73 85H72V88H71V86H70L71 89H73V87H74ZM77 85H80L79 82H77ZM77 85H76V86H77ZM83 85H84V84H83ZM83 85H82V86H83ZM105 85H106V84H105ZM145 85H146V84H145ZM163 85H164V82H163ZM180 85H181V84H180ZM183 85H184V84H183ZM202 85H203V84H202ZM202 85H201V86H202ZM213 85H214V84H213ZM32 86H33V84H32ZM42 86H43V85H42ZM42 86H40V87H42ZM45 86H46V85H44V87H45ZM63 86L66 87V86H69V84H67L66 86H65V84H63ZM90 86H91V84H90ZM93 86H94V88H95V84H93ZM93 86H92V88H93ZM102 86H103V85H102ZM151 86H152V85H151ZM161 86H162V84H161ZM206 86H207V83H206ZM210 86H211V85H210ZM33 87H34V86H33ZM33 87H31V89H32ZM44 87H43V88H44ZM51 87H52V86H51ZM85 87H86V85L84 86V88H85ZM87 87L89 88V85H88ZM87 87H86V88H87ZM103 87H104V86H103ZM142 87H143V86H142ZM178 87H179V86H178ZM13 88H14V87H13ZM38 88H39V87H38ZM70 88H68V89H70ZM75 88H76V87H75ZM75 88H74V93H75V90H76ZM77 88H79V86H77ZM80 88H81V87H80ZM84 88H83V89H84ZM86 88H85V89H86ZM90 88H91V87H90ZM92 88H91V90H92ZM139 88H140V87H139ZM144 88H145V87H144ZM147 88H148V87H147ZM10 89H11V88H10ZM33 89H34V88H33ZM35 89L37 90L36 86H35ZM46 89H47L46 91L48 92V90H51V89H53V88H50V87H49V88H46ZM81 89H82V88H81ZM131 89H132V87H131ZM172 89H173V88H172ZM175 89H176V88H175ZM175 89H174V90H175ZM177 89H178V88H177ZM207 89H208V88H207ZM226 89H227V88H226ZM44 90H45V89H44ZM66 90H67V87H66ZM89 90H90V89H89ZM89 90H88V92L90 93L91 90H90V91H89ZM123 90H124V89H123ZM132 90H133V89H132ZM142 90H144V89H142ZM145 90H146V89H145ZM216 90H217V89H216ZM37 91L39 92V90H37ZM37 91H36V94H37ZM40 91H43V90H41V88H40ZM46 91H43V93L45 94ZM64 91H65V90H64V88H63V93H64ZM67 91H69V90H67ZM70 91L73 93V90H70ZM78 91H79V90H77V92H78ZM83 91L86 92V90H83ZM129 91H130V90H129ZM154 91H155V90H154ZM170 91H171V90H170ZM172 91H173V90H172ZM178 91H179V90H178ZM219 91H220V90H219ZM248 91H249V90H248ZM11 92H12V91L9 92V90H8V93H9V94H10ZM33 92H34V90H33ZM47 92H46V95H47ZM49 92H50V91H49ZM49 92H48V93H49ZM65 92H66V91H65ZM71 92H70V93H71ZM92 92H95V90H92ZM97 92H98V91H97ZM99 92H100V91H99ZM139 92H140V91H139ZM147 92H148V91H147ZM150 92H151V91H150ZM152 92H153V91H152ZM185 92H186V91H185ZM185 92H184V96L187 94V93H185ZM211 92H212V91H211ZM217 92H218V91H217ZM220 92H221V91H220ZM34 93H35V92H34ZM39 93H41V96H44V97H45L44 94L42 95V92H39ZM63 93H62V95H63ZM67 93H68V92H67ZM70 93H69V95H70ZM89 93H87V94H89ZM142 93H143V92H142ZM142 93H141V94H142ZM154 93H155V92H154ZM214 93H215V91H214ZM214 93H213V92H212V94L210 93V96L213 95ZM237 93H238V92H237ZM36 94L34 95L35 97H36ZM65 94H66V93H65ZM65 94H64V95H65ZM76 94H78V93H76ZM76 94H75V96H74V99H76ZM81 94H82V93H81ZM85 94H86V93H85ZM87 94H86V95H87ZM92 94H93V93H92ZM92 94L87 95V97H85V98L82 97V99H80V102H81V100H83V101H84V99L86 100V98H88L89 96L91 97ZM95 94H96V92H95ZM97 94H98V93H97ZM125 94H126V93H124V97H125ZM150 94H151V93H150ZM172 94H174V93H171L170 96H171ZM176 94H177V91H176ZM176 94H175V95H176ZM208 94H209V93H208ZM7 95H8V94H7ZM7 95H4L5 98H6ZM32 95H33V94H32ZM66 95H67V94H66ZM69 95H67V96H69ZM71 95H72V94H71ZM82 95H84V93H83ZM98 95H99V94H98ZM137 95H138V94H137ZM137 95H136V96H137ZM182 95H183V94H182ZM182 95H181V96H182ZM187 95H188V94H187ZM204 95H205V94H204ZM245 95H246V94H245ZM34 96H33V97H30V95H29V97H30L31 99H32V98L34 99V98H35ZM37 96H38V95H37ZM67 96H66V97H67ZM72 96H73V95H72ZM78 96H79V94H78ZM84 96H85V95H84ZM93 96H96V95H93ZM93 96L91 97V99L93 98L92 100H94V99L97 97V96H96V97L94 98ZM120 96H121V95H120ZM120 96H119V97H120ZM127 96H128V95H127ZM133 96H134V95H133ZM133 96H129V98H131V97L134 98ZM141 96H142V95H141ZM150 96H151V95H150ZM157 96H158V95H157ZM162 96H163V95H162ZM184 96H182V97L184 98ZM206 96H208V95H206ZM213 96H214V95H213ZM213 96H212V97H213ZM216 96H217V95H216ZM223 96H224V95H223ZM223 96H222V97H223ZM38 97H39V96H38ZM63 97H64V96H63ZM63 97H62V99H63ZM100 97H101V95H99V98H100ZM143 97H144V96H143ZM143 97H142V98H143ZM163 97H164V96H163ZM163 97H162V99H163ZM165 97H166V96H165ZM173 97L175 98V96H173ZM190 97L192 98V96H190ZM198 97H199V96H198ZM202 97H203V96H202ZM202 97H201V98H202ZM219 97L221 98V95H220ZM227 97H228V96H227ZM40 98H41V97H40ZM60 98H61V97H60ZM64 98H65V97H64ZM77 98H79V97H77ZM83 98H84V99H83ZM97 98H98V97H97ZM97 98H96L95 100H97ZM121 98H122V97H121ZM129 98H128V100H129ZM132 98H131V99H132ZM139 98H141V97H139ZM142 98H141V100H142ZM174 98H173V99H174ZM176 98H177V97H176ZM179 98H180V97H179ZM183 98H182V99H183ZM196 98H197V96H196ZM203 98H204V97H203ZM208 98H209V96H208ZM214 98L216 99L215 96H214ZM214 98H213V99H214ZM234 98H235V97H234ZM3 99H4V97H3ZM6 99H8V97H7ZM26 99H27V98H26ZM68 99H73V98H70V97H69ZM91 99H90V100H91ZM115 99H116V98H115ZM135 99H136V97H135ZM160 99H161V98H160ZM205 99H206V97H205ZM213 99H212V100H213ZM24 100H25V99H24ZM24 100H23V101H24ZM28 100H29V99H28ZM36 100H38L37 102H39L40 99L38 98V99H36ZM36 100H34V101L36 102ZM42 100H43V99H42ZM66 100H67V98H66ZM119 100H120V99H119ZM123 100H124V98H123ZM128 100H126V101H127V102H130V101H128ZM147 100H148V99H147ZM174 100H175V99H174ZM179 100H180V99H179ZM191 100H192V99H191ZM191 100H190V101H191ZM193 100H194V99H193ZM218 100H220V99H218ZM224 100H225V99H224ZM229 100H230V99H229ZM77 101H79V100H77ZM83 101H82V102H83ZM99 101H100V100H99ZM99 101H98V103H99ZM115 101H116V100H115ZM124 101H125V100H124ZM132 101H133V100H132ZM148 101H149V100H148ZM175 101H176V100H175ZM183 101H184V100H183ZM190 101H188L189 104H190ZM214 101H215V100H214ZM216 101H217V100H216ZM29 102H30V100H29ZM31 102L33 103V100H32ZM35 102H34V103H35ZM42 102H43V101H42ZM57 102H58V101H57ZM57 102H56V103H57ZM59 102H60V99H59ZM59 102H58L57 104H60ZM82 102H81V103H82ZM88 102H89V99H88ZM88 102L86 101L87 104H89V103L91 104L92 101L89 102V103H88ZM145 102H146V101H145ZM152 102H153V101H152ZM199 102H200V100H199ZM206 102H207V101H206ZM209 102H210V101H209ZM217 102H218V101H217ZM217 102H216V103H217ZM235 102H236V101H235ZM0 103H1V102H0ZM25 103H28V101L26 100ZM40 103H41V102H40ZM40 103H39V104H40ZM86 103H84V104H86ZM131 103H132V102H131ZM165 103H166V102H165ZM168 103H170V102H168ZM207 103H208V102H207ZM210 103H211V102H210ZM236 103H237V102H236ZM2 104L4 105V103H2ZM57 104H56V105H57ZM78 104H79V103H78ZM87 104H86V105H87ZM96 104H97V102H96ZM117 104H119V103H117ZM127 104H128V103H127ZM182 104H184V103H182ZM192 104L194 105V103H192ZM200 104H201V103H200ZM212 104H213V101H212ZM225 104H226V103H225ZM230 104H231V103H230ZM27 105H28V104H27ZM27 105H26V106H27ZM30 105H31V104H30ZM122 105H123V102H122ZM124 105H125V102H124ZM155 105H156V104H155ZM210 105H211V104H210ZM214 105H215V103H214ZM219 105H222V102H221V101L219 102ZM227 105H228V104H227ZM83 106H84V105H83ZM87 106H88V105H87ZM126 106H127V105H126ZM150 106H151V104H150ZM150 106H149V107H150ZM194 106H196V105H194ZM228 106H230V105H228ZM245 106H246V105H245ZM155 107H157V106H155ZM192 107H193V106H192ZM200 107H201V106H200ZM200 107H198V109H199ZM210 107H211V106H210ZM212 107H213V106H212ZM218 107H219V106H218ZM222 107H223V105H222ZM224 107H225V105H224ZM224 107H223V108H224ZM231 107H232V106H230V107H228V108H231ZM239 107H240V106H239ZM30 108H31V107H30ZM91 108H92V107H91ZM120 108H121V107H120ZM127 108H128V107H127ZM164 108H165V107H164ZM172 108H173V107H172ZM193 108H194V107H193ZM208 108H209V107H208ZM219 108H220V107H219ZM233 108H235V107H233ZM233 108H231V112H232ZM169 109H171V107H170ZM175 109H177V110H179V111H182L181 108H180V109L175 108ZM185 109H186V108H185ZM185 109H184V111H187V110H185ZM187 109L189 110V107H188ZM191 109H192V108H191ZM196 109H197V108H196ZM214 109L216 110V108H214ZM217 109H218V108H217ZM152 110H153V109H152ZM163 110H165V109H163ZM163 110H162V111H163ZM172 110H173V109H172ZM199 110H200V109H199ZM205 110H207V109H205ZM210 110H212V109H210ZM219 110H220V109H219ZM224 110H226V108H225ZM148 111H150V110H148ZM169 111H171V110H169ZM174 111L176 112V110H174ZM184 111H183V112H184ZM190 111H192V110H190ZM190 111H189L188 113H190ZM193 111H195V110H193ZM213 111H214V110H213ZM217 111H218V110H217ZM217 111H216V112H217ZM221 111H223V110H221ZM227 111H229V110H227ZM227 111H225L226 113L224 112V115H223L222 112H221V114H220L219 116H221V118H223V116H225L224 118H225V120H226V118L228 117V116L226 117V115H225V114H227ZM22 112H23V111H22ZM25 112H26V111H25ZM159 112H160V111H159ZM196 112H198V111H196ZM196 112H195V113H196ZM207 112H210V111H207ZM211 112H212V111H211ZM211 112H210V113H211ZM214 112H215V111H214ZM214 112H213V113H214ZM216 112H215V113H216ZM229 112H230V111H229ZM229 112H228V113H229ZM244 112H245V111H244ZM166 113H167V112H166ZM171 113H172V112H171ZM178 113H179V112H178ZM181 113H182V112H181ZM185 113H187V112H185ZM198 113H199V112H198ZM201 113H203V114H204V113L207 114L204 110H203ZM210 113L207 114V115L209 116ZM219 113H220V112H219ZM18 114H19V113H18ZM27 114H28V113H27ZM153 114H154V113H153ZM190 114H192V113H190ZM193 114H194V112H193ZM193 114H192V115H193ZM203 114H200V116L203 115ZM217 114H218V113H217ZM243 114H244V113H243ZM150 115H151V114H150ZM164 115H165V113H164ZM176 115H177V114H176ZM181 115H182V114H181ZM181 115L179 114V116H181ZM194 115H195V114H194ZM229 115H230V114H229ZM238 115H239V114H238ZM15 116H16V115H15ZM24 116H25V114H24ZM196 116H197V115H196ZM198 116H199V115H198ZM249 116H250V115H249ZM13 117H14V116H13ZM17 117H18V116H17ZM136 117H137V116H136ZM161 117H162V116H161ZM168 117H169V116H168ZM184 117L186 118V117H188V116H184ZM192 117H193V116H192ZM206 117H207V116H206ZM217 117H218V116H217ZM243 117H244V116H243ZM22 118H23V117H22ZM25 118H26V117H25ZM177 118H180V117L177 116ZM185 118H184V119L182 118V119L185 120ZM198 118H199V117H198ZM201 118H202V117H201ZM201 118H200V119H201ZM203 118H204V117H203ZM213 118H214V117H213ZM224 118H223V120H224ZM252 118H253V117H252ZM10 119H11V118H10ZM17 119H18V118H17ZM23 119H24V118H23ZM156 119H157V118H156ZM163 119H164V118H163ZM173 119H174V118H173ZM173 119H172V123H173ZM191 119H192V118H191ZM196 119H197V118H195V121H196ZM218 119H219V120H218L219 122H216V123H221V122H220V117H218ZM160 120H162V118H160ZM188 120H189V117L187 118V120H185V122L188 121ZM207 120H208V119H207ZM216 120H217V119H216ZM221 120H222V119H221ZM242 120H243V119H242ZM174 121H175V119H174ZM178 121H179V120H178ZM181 121H182V120H181ZM181 121H180V122H181ZM192 121H193V120L189 121V123L191 124ZM195 121H193V122H195ZM203 121H204V120H203ZM203 121H202V122H203ZM240 121H241V120H240ZM15 122H16V121H15ZM15 122H13V123L15 124ZM22 122H23V121H22ZM24 122H25V121H24ZM24 122H23V123H24ZM96 122H97V121H96ZM182 122H184V121H182ZM197 122H198V121H197ZM200 122H201V121H200ZM200 122H199V123H200ZM206 122H208V121H206ZM206 122H205V123H206ZM209 122H210V121H209ZM211 122H212V124H213L214 121H211ZM9 123H11V122H9ZM25 123H26V122H25ZM159 123H160V122H159ZM161 123H162V122H161ZM205 123H204V124H201V123H200V124H201V125H205ZM214 123H215V122H214ZM222 123H223V122H222ZM222 123H221V124H222ZM229 123H230V122H229ZM21 124H22V123H21ZM81 124H82V123H81ZM150 124H151V122H150ZM157 124H158V123H157ZM167 124H168V123H167ZM169 124H171V122H170ZM200 124H199V125H200ZM210 124H211V123H210ZM210 124H207V123H206V126H204L203 128H201L202 126H200V128L203 129V130H205V129H207V128H205V127H207V125H208V127L210 126V128H211L212 126H211ZM23 125H24V124H23ZM23 125H22V126H23ZM25 125H26V124H25ZM92 125H93V124H92ZM94 125H95V124H94ZM145 125H146V124H145ZM148 125H149V124H148ZM151 125H152V124H151ZM154 125H155V123H154ZM154 125H152V126H154ZM173 125H174V123H173ZM173 125H172V126H173ZM181 125H182V124H181ZM186 125H187V124H186ZM193 125H194V124H193ZM216 125H217V124H215V126L213 125V127H217V128H214V129H216V131H217V129H218V131H219V129L221 130V128H220L221 125H218V126H216ZM11 126H12V125H11ZM57 126L59 127V128L57 127L58 130H60V126H59V125H57ZM86 126H87V125H86ZM138 126H139V125L136 126V124H135V127H138ZM149 126H150V125H149ZM155 126H156V125H155ZM172 126H171V127H172ZM174 126H175V125H174ZM183 126H184V125H183ZM194 126H197V123H196ZM194 126H193V127H194ZM226 126H227V124H226ZM230 126H231V125H230ZM240 126H241V125H240ZM82 127H83V126H82ZM92 127H93V126H91L90 128H92ZM133 127H134V126H133ZM156 127H157V126H156ZM188 127H189V126H188ZM22 128H23V127H22ZM140 128H141V127H140ZM140 128H139V129H140ZM145 128H146V126H144V128H142V129L145 130ZM148 128H149V127H148ZM161 128L163 129V127H161ZM164 128H165V127H164ZM168 128H169V127H168ZM174 128H175V127H174ZM185 128H186V127H185ZM185 128H184V129H185ZM198 128H199V127H198ZM204 128H205V129H204ZM210 128L207 129L209 132H210L211 129H212V128H211V129H210ZM223 128H224V127H223ZM9 129H10V128H9ZM17 129H19V128H17ZM92 129H94V128H92ZM131 129H132V127H131ZM134 129H135V128H134ZM136 129H137V128H136ZM150 129L153 130L152 127H150V128L147 129V130L149 131ZM162 129H161V130H162ZM193 129H194V130H197V129H195V127H194ZM13 130H14V129H13ZM13 130H12V131H13ZM88 130H89V129H88ZM94 130H95V129H94ZM137 130H138V129H137ZM137 130H136V132H139L140 135H141V133H144L143 135H145V132H146V131H145V132H141V131H139V130L137 131ZM140 130H141V129H140ZM152 130H151V131H152ZM170 130H171V129H170ZM170 130H169V131H170ZM17 131H18V130H17ZM22 131H23V130H22ZM56 131H57V130H56ZM77 131H78V130H77ZM86 131H87V130H86ZM89 131H90V130H89ZM100 131H101V130H100ZM134 131H135V130H134ZM142 131H143V130H142ZM156 131H157V130H156ZM164 131H165V130H164ZM192 131H193V130L191 129L190 132H192ZM200 131L204 133V131H202V130H200ZM208 131H206V132L203 134V133L199 132V130H198V133H200L199 136L202 135V134H203L202 136H204ZM213 131H215V130H213ZM213 131H212V133H213ZM9 132H10V131H9ZM13 132H14V131H13ZM15 132H16V130H15ZM75 132H76V131H75ZM78 132H79V131H78ZM87 132H88V131H87ZM91 132H92V131H91ZM95 132H96V131H95ZM98 132H99V131H98ZM130 132H133V131L130 130ZM136 132H135V135L137 134ZM140 132H141V133H140ZM158 132H159V131H158ZM162 132H163V131H162ZM162 132H161V133H162ZM166 132H167V131H166ZM33 133H34V132H33ZM93 133H94V132H93ZM149 133H150V132H149ZM168 133H169V132H168ZM171 133H172V132H171ZM183 133H184V132H183ZM195 133H197V132H195ZM8 134H9V133H8ZM15 134H16V133H15ZM87 134H90V132L87 133ZM96 134H98V133H96ZM164 134H166V133H164ZM186 134H187V133H186ZM207 134H208V133H207ZM219 134H220V132H219ZM219 134H218V135H219ZM33 135H34V134H33ZM33 135H32V137H33ZM73 135H74V134H73ZM85 135H86V133H85ZM85 135H84L83 137H85ZM91 135H92V134H91ZM147 135H148V133H147ZM149 135H150V134H149ZM170 135H172V134H170ZM173 135H174V134H173ZM189 135H190V134H189ZM214 135H215V134H214ZM26 136H27V135H26ZM30 136H31V135H30ZM30 136H29V137H30ZM86 136H87V135H86ZM88 136H89V135H88ZM88 136H87V137H88ZM137 136H138V135H137ZM137 136H136V137H137ZM156 136H157V135H156ZM191 136H192V134H191ZM194 136H195V135H194ZM202 136H201V137H202ZM237 136H238V135H237ZM239 136H240V135H239ZM145 137H146V136H145ZM165 137H166V136H165ZM174 137H175V136H174ZM174 137H172V138L174 139ZM214 137H215V136H214ZM224 137H225V136H224ZM230 137H231V136H230ZM254 137H255V136H254ZM48 138H49V137H48ZM96 138H97V137H96ZM156 138H157V137H156ZM190 138H191V137H190ZM192 138H193V137H192ZM202 138H203V137H202ZM216 138H217V137H216ZM225 138H226V137H225ZM4 139H5V138H4ZM31 139H32V138H31ZM34 139H35V138H34ZM80 139H81V138H80ZM88 139H89V138H88ZM104 139H105V138H104ZM153 139H154V138H153ZM163 139H164V138H163ZM200 139H201V138H200ZM211 139H212V138H211ZM11 140H12V139H11ZM26 140H27V139H26ZM28 140H29V138H28ZM71 140H73V139H71ZM145 140H146V139H145ZM151 140H152V139H151ZM157 140H158V139H157ZM157 140H156V141H157ZM174 140H175V139H174ZM187 140H188V139H187ZM195 140H197V139H195ZM195 140H193V141H195ZM202 140H203V139H202ZM259 140H260V139H259ZM31 141H32V140H31ZM84 141H85V140H84ZM135 141H136V140H135ZM159 141H160V140H159ZM182 141H183V140H182ZM199 141H200V140H198V142H199ZM210 141H211V140H210ZM4 142H5V141H4ZM24 142H25V141H24ZM79 142H80V141H79ZM82 142H83V141H82ZM85 142H86V141H85ZM157 142H158V141H157ZM162 142H163V141H162ZM166 142H167V141H166ZM170 142H172V141H170ZM203 142H205V141H203ZM203 142L200 141V144L202 143V145H200V148H201V146H204ZM208 142H209V141H208ZM208 142H207V143H208ZM212 142H213V141H212ZM249 142H251V141H249ZM249 142L246 141L247 144L245 143V144H246L245 146H248V143H249ZM254 142H255V141H254ZM258 142H259V141H258ZM260 142H261V141H260ZM22 143H23V142H22ZM22 143H21V144H22ZM25 143H26V142H25ZM76 143H77V142H76ZM100 143H101V142H100ZM148 143H149V142H148ZM154 143H155V142H154ZM175 143H177V142H175ZM190 143H191V142H190ZM209 143H210V142H209ZM252 143H253V142H252ZM160 144H161V143H160ZM165 144H166V143H165ZM179 144H180V143H179ZM187 144H188V143H187ZM192 144L195 145V143H192ZM258 144H259V143H258ZM25 145H26V144H25ZM167 145H168V143H167ZM173 145H174V144H173ZM182 145H184V144H182ZM189 145H190V144H189ZM194 145L192 146V148L190 147V148L193 149V150L195 149V148H194V147H195ZM254 145H256V147H257V144H254ZM254 145H252L250 149H252V147H253ZM5 146H6V145H5ZM21 146H22V145H21ZM34 146H35V145H34ZM67 146H68V145H67ZM101 146H102V143H101ZM148 146H149V145H148ZM175 146H177V145H175ZM197 146H199V144H196V147H197ZM230 146H231V145H230ZM235 146H236V145H235ZM259 146H260V145H259ZM262 146H263V144H262ZM8 147H9V146H8ZM162 147H163V146H162ZM182 147H183V146H182ZM254 147H255V146H254ZM254 147H253V150H254ZM96 148H98V147H96ZM149 148H150V147H149ZM197 148H198V147H197ZM197 148H196V150L198 151L199 149H197ZM244 148H245V147H244ZM21 149H23V148H21ZM179 149H180V148H179ZM181 149H182V148H181ZM187 149H188V148H187ZM203 149H204V148H203ZM261 149H262V148H261ZM0 150H2V149H0ZM79 150H81V149L79 148ZM94 150H95V149H94ZM162 150H165V149L162 148ZM166 150H167V149H166ZM168 150H169V149H168ZM173 150H174V149H173ZM188 150H189V149H188ZM193 150H191V151H193ZM196 150H195V152H196ZM204 150H205V149H204ZM226 150H227V149H226ZM245 150H249V147H248L247 149H245ZM21 151H22V150H21ZM175 151L177 152V150H175ZM199 151H200V150H199ZM263 151H264V150H263ZM27 152H28V151H27ZM114 152H115V151H114ZM160 152H161V151H160ZM169 152H170V151H168V153H169ZM182 152H183V151H182ZM188 152H189V151H187V153H188ZM250 152H251V151H250ZM255 152H256V149H255ZM15 153H16V152H15ZM79 153H80V152H79ZM165 153H166V152H165ZM192 153H193V152H192ZM232 153H233V152H232ZM244 153H246V151H244ZM251 153H252V152H251ZM253 153H254V151H253ZM253 153H252V154H253ZM259 153H260V149H259ZM262 153H263V152H262ZM7 154H8V153H7ZM23 154H24V153H23ZM72 154H73V153H72ZM92 154H93V153H92ZM169 154H170V153H169ZM172 154H173V152H172ZM188 154H189V153H188ZM201 154H202V153H201ZM219 154H220V153H219ZM255 154H256V153H255ZM176 155H177V154L175 153V159H177V158H176ZM178 155H179V154H178ZM193 155H195V154H192V156H193ZM198 155H199V154H198ZM228 155H229V154H228ZM237 155H238V154H237ZM248 155H249V154H248ZM248 155H245V157H247V159L250 158V156H248ZM11 156H12V155H11ZM29 156H30V155H29ZM60 156H61V155H60ZM77 156H78V155H77ZM172 156H174V155H172ZM179 156H180V155H179ZM179 156H177V157L179 158ZM183 156H184V155H183ZM196 156H197V155H196ZM200 156H201V155H200ZM217 156H218V155H217ZM251 156H252V155H251ZM72 157H74V156H72ZM81 157H82V156H81ZM193 157H195V156H193ZM198 157H199V156H198ZM242 157H243V156H242ZM248 157H249V158H248ZM252 157H253V156H252ZM256 157H257V156H255V158H256ZM77 158H78V157H77ZM171 158H172V157H171ZM238 158H239V157H238ZM258 158H259V157H258ZM258 158H257V159H258ZM261 158H262V154H261ZM263 158H264V157H263ZM71 159H72V158H71ZM71 159H70V160H71ZM165 159H166V158H165ZM235 159H236V158H235ZM244 159H246V158H244ZM161 160H162V159H161ZM161 160H160V161H161ZM169 160H171V159H169ZM172 160H173V158H172ZM189 160H192V158L189 159ZM240 160H241V159H240ZM251 160H252V158H251ZM253 160H254V159H253ZM262 160H263V159H262ZM165 161H166V160H165ZM174 161H175V160H174ZM192 161H195V160H192ZM244 161H245V160H244ZM70 162H71V161H70ZM172 162H173V161H172ZM177 162H178V160H177ZM179 162H180V161H179ZM189 162H190V161H189ZM189 162H188V163H189ZM196 162H198V161L196 160ZM219 162L221 163V161H219ZM256 162H257V161H256ZM259 162H260V161L258 160V163H259ZM67 163L69 164V162H67ZM167 163H169V162H167ZM175 163H176V161H175ZM188 163H187V164H188ZM211 163H212V161H211ZM249 163H251V162L249 161ZM261 163H262V165L264 164L263 161H262ZM64 164H65V162H64ZM85 164H86V163H85ZM89 164H91V163H89ZM170 164H171V163H170ZM192 164H193V163H192ZM192 164H191V165H192ZM195 164H196V163H195ZM225 164H226V163H225ZM242 164H243V163H242ZM246 164H248V163L246 162ZM182 165H183V164H182ZM210 165H212V164H210ZM216 165H217V164H216ZM218 165H219V164H218ZM234 165L236 166V164H234ZM64 166H65V165H64ZM73 166H75V165H73ZM88 166H89V165H88ZM164 166H165V164H164ZM164 166H163V168H164ZM174 166H175V165H174ZM179 166H181V165H179ZM243 166H244V165H243ZM243 166H242V167H243ZM65 167H66V166H65ZM142 167H143V166H142ZM176 167H177V166H176ZM183 167H184V166H183ZM185 167H186V165H185ZM208 167H209V166H208ZM214 167H215V166H214ZM222 167H224L223 164H222ZM247 167H248V166H247ZM168 168H169V167H168ZM170 168H171V166H170ZM174 168H175V167H174ZM255 168H256V166H255ZM6 169H7V168H6ZM6 169L4 168V170H6ZM71 169H72V167H71ZM71 169H70V171H71ZM75 169H76V168H75ZM156 169H157V168H156ZM164 169H165V168H164ZM164 169H163V170H164ZM166 169H167V168H166ZM181 169H182V168H181ZM183 169H184V168H183ZM214 169H215V168H214ZM216 169H217V167H216ZM250 169H251V168H250ZM85 170H86V169H85ZM157 170H158V169H157ZM244 170H245V169H244ZM247 170H248V169H247ZM64 171H65V170H64ZM67 171H68V170H67ZM67 171H66V172H67ZM73 171H74V169H73ZM127 171H128V170H127ZM150 171H151V170H150ZM167 171H168V170H167ZM175 171H177V170H175ZM183 171H184V170H183ZM205 171H206V170H205ZM210 171H211V170H210ZM217 171H219V169H217ZM226 171H227V170H226ZM85 172H86V171H85ZM130 172H131V171H130ZM145 172H146V171H145ZM152 172H153V171H152ZM161 172H162V170H161ZM180 172H181V171H180ZM207 172H208V171H207ZM212 172H213V170H212ZM214 172H216V171L214 170ZM63 173L65 174V172H63ZM116 173H117V172H116ZM118 173H119V172H118ZM124 173H125V172H124ZM172 173H173V172H172ZM175 173H176V172H175ZM175 173H174V174H175ZM177 173H179V172L177 171ZM183 173H184V172H183ZM208 173H210V172H208ZM67 174H68V172L64 175L65 177H63V178H64V182L62 181V182H63L62 188H61V190H60L56 195H54V196H46V197H42V198H41V200H40V204L42 205L43 208H48V206L51 205V204L53 205V208H52V210H51V212H50L48 218L45 219L44 221H42V222L37 226V228H36V230H35V235H34V237L32 238V240H31V242H30L29 244H27V242H26V240H25V234H26V232H25L24 228H23V229L19 228V223H16L18 220H17L16 222H15V221H14V222H11L10 225L13 224V225H14V228H16V227H17V228L14 229V230L11 232L10 236H8V237H7V236H4V235L7 233V231H6V233H4V235L2 236V237L4 238V241H5V243L0 244V255L2 256V264H25V263H23V262H26L25 260H34L35 258L41 257V256H39L41 253H42V254L44 253V256L41 254V255L43 256V258H44V259H43V258L41 257V258L43 259V262H42L43 264H64V263H66V260H67V259H65V258H68L67 255H69V254L71 255V254H72V253H71L72 250H73L72 247H73V246H76V245H78V244L80 243V238H81V235H82V234L80 235V234H79L80 231H79V232L77 231V225L80 224V223H83V226H81V228L84 227L83 231H86V229H89V227H90L94 222H96L95 219H97L99 213H101V207H102V206H101V200H100V199H102L103 196H102L101 198H99L97 195H94V196H91L90 198L87 197L88 199H86V200H82L81 202H79L78 195H77V193H76L77 190H76V191H73V190H75V189H73V190L71 189V182H70L71 177H68ZM69 174H70V173H69ZM77 174H78V173H76V175H77ZM130 174H131V173H130ZM134 174H135V173H134ZM136 174H137V173H136ZM152 174H153V173H152ZM160 174H161V173H160ZM174 174H173V175H174ZM213 174H214V173H213ZM220 174H221V173H220ZM222 174H223V173H222ZM70 175H71V174H70ZM70 175H69V176H70ZM128 175H129V174H128ZM132 175H133V174H132ZM164 175H165V173H164ZM203 175H204V174H203ZM231 175H232V174H231ZM13 176H14V175H13ZM71 176H72V175H71ZM73 176H74V175H73ZM140 176H141V175H139L138 177H140ZM160 176H161V175H160ZM168 176H169V175H168ZM178 176H179V175H178ZM200 176H201V175H200ZM204 176H205V175H204ZM208 176H209V174H208ZM208 176H207V177H208ZM214 176H215V175H214ZM125 177H126V176H125ZM131 177H132V176H131ZM134 177H136V179H138L137 176H134ZM134 177H133V178H134ZM147 177H149V176L147 175ZM154 177H155V176H154ZM174 177H175V176H174ZM215 177H216V176H215ZM16 178H17V177H16ZM58 178H59V177H58ZM69 178H70V179H69ZM72 178H73V177H72ZM150 178H151V177H150ZM165 178H166V177H165ZM165 178H163V179H165ZM177 178H178V177H177ZM197 178H198V177H197ZM203 178H204V177H203ZM209 178H211V177L209 176ZM218 178H219V177H218ZM9 179H10V178H9ZM74 179H75V178H74ZM96 179H97V178H96ZM96 179H95V180H96ZM131 179H132V178H131ZM141 179H143V178H140L139 180H141ZM146 179H147V178H146ZM154 179H155V178H154ZM168 179H169V178H168ZM168 179H167V180H168ZM222 179H223V178H222ZM251 179H252V178H251ZM2 180H3V179H2ZM58 180H59V179H58ZM129 180H130V179H129ZM144 180H145V179H144ZM144 180H141V181H138V180H137V181L142 183ZM155 180H156V179H155ZM197 180H198V179H197ZM206 180H208V179H206ZM209 180H210V179H209ZM214 180H215V178H214ZM244 180H245V179H244ZM5 181H6V180H5ZM15 181H16V180H15ZM74 181H75V180H74ZM74 181H73V182H74ZM134 181H135V178H134ZM145 181H146V180H145ZM145 181H144V182H145ZM147 181H148V180H147ZM151 181H153V180H151ZM168 181H169V180H168ZM203 181H205V180H203ZM210 181H211V180H210ZM210 181H209L208 183H210ZM228 181H229V180H228ZM2 182H4V181H2ZM7 182H8V181H7ZM62 182H61V183H62ZM73 182H72V183H73ZM93 182H94V181H93ZM127 182H128V181H127ZM132 182H133V181H132ZM144 182H143V183H144ZM163 182H164V181H163ZM220 182H221V181H220ZM220 182H219V183H220ZM79 183H80V182H79ZM136 183H137V182H136ZM143 183H142V184H143ZM152 183H153V182H152ZM219 183H218V184H219ZM125 184H126V183H125ZM133 184H134V183H133ZM142 184H141V185H142ZM153 184H154V183H153ZM153 184H152V185H153ZM159 184H160V183H159ZM164 184H165V183H164ZM201 184H202V183H201ZM224 184H225V183H224ZM5 185H6V182H5ZM75 185H76V184H75ZM77 185H78V184H77ZM89 185H90V184H89ZM131 185H132V183H131ZM138 185H140V184H138ZM141 185H140V186H141ZM143 185H144V184H143ZM143 185H142V186H143ZM145 185H146V184H145ZM161 185H162V184H161ZM161 185H159V186H161ZM195 185H196V184H195ZM222 185H223V184H222ZM82 186H83V185H82ZM99 186H100V185H99ZM128 186H130V185H128ZM142 186H141V187H142ZM200 186H201V185H200ZM203 186H204V185H203ZM219 186H220V185H219ZM225 186H226V184H225ZM0 187H1V183H0ZM2 187H3V186H2ZM4 187H5V186H4ZM4 187H3V188H4ZM72 187H73V186H72ZM93 187H94V186H93ZM136 187H137V186H136ZM152 187H153V186H152ZM206 187H207V186H206ZM222 187H223V186H222ZM3 188H2V189H3ZM139 188H140V187H139ZM195 188H196V187H195ZM4 189H5V188H4ZM78 189H79V188H78ZM81 189H82V188L80 187V190H81ZM197 189H198V188H197ZM200 189H201V187H200ZM207 189H208V188H207ZM207 189H205V190H207ZM209 189H210V188H209ZM220 189H221V188H220ZM92 190H93V189H92ZM145 190H146V189H145ZM190 190H191V189H190ZM202 190H203V189H202ZM216 190H217V189H216ZM234 190H235V189H234ZM242 190H243V189H242ZM199 191H200V190H199ZM222 191H223V190H222ZM228 192H229V191H228ZM9 193H10V192H9ZM81 193H82V190H81ZM190 193H191V192H190ZM199 193H200V192H199ZM201 193H202V192H201ZM203 193H204V192H203ZM215 193H216V192H215ZM7 194H8V193H7ZM97 194H98V193H97ZM204 194H206V193H204ZM226 194H227V193H226ZM142 195H143V194H142ZM187 195H188V194H187ZM198 195H200V194H198ZM213 195H214V194H213ZM218 195H219V194H218ZM223 195H224V194H223ZM237 195H238V194H237ZM86 196H87V194H86ZM88 196H89V194H88ZM135 196H136V193H135ZM211 196H212V195H211ZM211 196H210V198H211ZM216 196H217V195H216ZM225 196H226V195H225ZM235 196H236V195H235ZM6 197H7V195H6L5 191H2V190L0 189V199H4V198H6ZM137 197H138V196H137ZM137 197H135V198L137 199ZM143 197H144V196H143ZM227 197H228V195H227ZM231 197H232V196H231ZM255 197H256V196H255ZM139 198H140V196H139ZM187 198H188V197H187ZM199 198H200V197H199ZM206 198H207V196H206ZM215 198H216V197H215ZM223 198H225V197H223ZM246 198H247V197H246ZM39 199H40V198H39ZM133 199H134V198H133ZM136 199H135V200H136ZM147 199H148V198H147ZM149 199H150V198H149ZM149 199H148V200H149ZM192 199H193V198H192ZM207 199H208V198H207ZM247 199H248V198H247ZM103 200H104V198H103ZM128 200H129V199H128ZM144 200H146V199H144ZM190 200H191V199H190ZM195 200H197V199H195ZM195 200H194V201H195ZM224 200H225V199H224ZM257 200H258V199H257ZM13 201H14V200H13ZM84 201H85V202H84ZM104 201H105V200H104ZM137 201H138V200H137ZM137 201H136V202H137ZM141 201H142V200H141ZM200 201H201V199L199 200V202H200ZM225 201H226V200H225ZM252 201H253V200H252ZM199 202H198V203H199ZM222 202H224V201H222ZM250 202H251V201H250ZM44 203H46V204H44ZM131 203H133V202H131ZM192 203H193V202H192ZM196 203H197V202H196ZM219 203H220V202H219ZM248 203H249V202H248ZM102 204H103V203H102ZM104 204H105V203H104ZM133 204H134V203H133ZM137 204H138V203H137ZM188 204H189V203H188ZM201 204H202V203H201ZM131 205H132V204H131ZM139 205H140V204H139ZM189 205H190V204H189ZM203 205H204V204H203ZM205 205H206V203H205ZM224 205H225V204H224ZM105 206H106V205H105ZM126 206H127V205H126ZM136 206H138V205H136ZM245 206H246V205H245ZM106 207H107V206H106ZM106 207H105V208H106ZM127 207H128V206H127ZM191 207H192V206H191ZM194 207H195V206H194ZM232 207H233V206H232ZM243 207H244V206H243ZM5 208H6V207H5ZM34 208H35V209L33 210L32 213L34 214V212H35V215L32 217V220L30 221V223H33V222L38 218L39 213H40L39 208H38L37 205H36ZM123 208H124V207H123ZM129 208H130V207H129ZM138 208H139V207H138ZM142 208H143V206H142ZM201 208H202V207H201ZM216 208H217V207H216ZM246 208H247V207H246ZM108 209H109V208H108ZM132 209H133V207H132ZM135 209H136V208H135ZM233 209H234V208H233ZM238 209H239V208H238ZM2 210H4V209H2ZM122 210H123V209H122ZM137 210H138V209H137ZM142 210H143V209H142ZM186 210H187V208H186ZM208 210H209V209H208ZM231 210H232V209H231ZM8 211H9V210H8ZM64 211H65V212H64ZM124 211H125V210H124ZM124 211H123V213L126 212V211H125V212H124ZM127 211H128V210H127ZM139 211H140V210H139ZM139 211H138V212H139ZM215 211H216V210H215ZM6 212H7V211H6ZM9 212H10V211H9ZM9 212H7V213H9ZM63 212H64V213H63ZM103 212H104V211H103ZM120 212H121V211H120ZM143 212H145V210H143ZM207 212H208V211H207ZM207 212H206V213H207ZM220 212H221V211H220ZM235 212H236V211H235ZM241 212H242V211H241ZM13 213H14V212H13ZM106 213H107V212H106ZM127 213H128V212H127ZM139 213H140V212H139ZM224 213H225V211H224ZM232 213H233V211H232ZM64 214H65V215H64ZM102 214H103V213H102ZM108 214H109V213H108ZM131 214H133V213L131 212ZM13 215H14V214H13ZM71 215H73V217H71ZM100 215H101V214H100ZM106 215H107V214H106ZM137 215H138V213H137ZM143 215H144V214H143ZM143 215H142V216H143ZM228 215H229V214H228ZM109 216H110V215H109ZM234 216H235V215H234ZM234 216H233V217H234ZM7 217H8V216H7ZM13 217H15V216H13ZM112 217H113V216H112ZM134 217H135V216H134ZM134 217H133V218H134ZM137 217H138V216H137ZM137 217H136V218H137ZM235 217H236V216H235ZM71 218H72V219H71ZM130 218H131V216H130ZM136 218H135V219H136ZM8 219H9V218H8ZM15 219H16V218H15ZM15 219H14V220H15ZM69 219H71V220H69ZM98 219H99V221H100V218H98ZM101 219H102V217H101ZM109 219H110V218H109ZM113 219H114V218H113ZM117 219H118V218H117ZM138 219H139V217H138ZM233 219H234V218H233ZM109 221H110V220H109ZM113 221H114V220H113ZM115 221H116V220H115ZM118 221H119V219H118ZM118 221H117L116 223H118ZM120 221H121V220H120ZM1 222H2V221H1ZM122 222H123V221H122ZM126 222H127V221H126ZM130 222H131V221H130ZM221 222H222V221H221ZM235 222H236V221H235ZM7 223H8V222H7ZM15 223L17 224V226L15 225ZM102 223H103V222H102ZM110 223H111V222H110ZM116 223H115V224H116ZM174 223H175V222H173V224H174ZM186 223H187V222H186ZM237 223H238V222H237ZM8 224H9V223H8ZM122 224H124V223H122ZM171 224H172V223H171ZM173 224H172V225H173ZM184 224H185V223H184ZM13 225H12V227H13ZM103 225H104V228H103V230H102ZM103 225H102L101 229H99V230H102V231H100V234H101V235L99 234L100 236L98 237V239L96 238V240L98 241V243L100 242V244H97V246H98V248H101V249L104 248L105 243L107 244L108 238H109V236H110V234H109V232H110L109 229H113V225L111 226V224H110V226L108 225V223L106 224L107 226H106L105 224H103ZM169 225H170V224H169ZM169 225H167V227H168ZM181 225H182V224H181ZM222 225H223V224H222ZM15 226H16V227H15ZM93 226H94V225H93ZM120 226H121V225H120ZM162 226H163V225H162ZM177 226H178V225H177ZM184 226H185V225H184ZM237 226H238V225H237ZM108 227H109V228H108ZM111 227H112V228H111ZM121 227H122V226H121ZM174 227H175V226H174ZM174 227H173V229H174ZM182 227H183V226H182ZM94 228H95V227H94ZM185 228H187V227L185 226ZM221 228H222V227H221ZM224 228H225V227H224ZM12 229H13V228H12ZM63 229H65V230L63 231ZM79 229H80V227H79ZM79 229H78V230H79ZM91 229H92V228H91ZM96 229H97V228H96ZM178 229H179V228H178ZM28 230H29V229H28ZM93 230H94V229H93ZM99 230H98V231H99ZM115 230H116V229H115ZM118 230L121 231V229H118ZM169 230H170V229H169ZM83 231H82V232H83ZM96 231H97V230H96ZM111 231H112V230H111ZM116 231H117V230H116ZM167 231H168V229H167ZM28 232H29V231H28ZM82 232H80V233H82ZM94 232H95V231H94ZM170 232H171V231H170ZM170 232L168 233L169 235H170ZM176 232H177V231H176ZM193 232H194V231H193ZM56 233H60V234L62 235V237H61L60 239H58V241L56 240V243H58V244H59V243L64 244L62 247H60V246L57 247V246H54V245H53V246H50V245L48 244V243H50V242L53 240V239H52V236H53L54 234H56ZM98 233H99V232H98ZM110 233H114V232L112 231V232H110ZM123 233H124V232H122V234H123ZM172 233H173V232H172ZM179 233H180V232H179ZM7 234H8V233H7ZM12 234H13V235H12ZM88 234H89V233H88ZM119 234H120V233H119ZM122 234H121V235H122ZM176 234H177V233H176ZM176 234H175V236H176ZM8 235H9V234H8ZM79 235H80V236H79ZM93 235H94V234H93ZM125 235H126V234H125ZM198 235L200 236V234H198ZM229 235H230V234H229ZM97 236H98V235H97ZM111 236H112V237H115V233H114V236H113V234H111ZM123 236H124V235H123ZM89 237H90V236H89ZM118 237H119V236H118ZM172 237H173V236H172ZM110 238H111V237H110ZM170 238H171V237H170ZM173 238H174V237H173ZM177 238H178V237H177ZM201 238H202V237H201ZM54 239H55V238H54ZM82 239H83V238H82ZM85 239H86V238H85ZM99 239H100V241H99ZM112 240H113V238H112L110 241H112ZM118 240H119V239H118ZM82 241H83V240H82ZM153 241H154V240H153ZM88 242H89V241H88ZM116 242H117V241H116ZM177 242H178V240H177ZM177 242H176V243H177ZM12 243H16V244H18V245L15 246V244H14V246H11ZM81 243H82V242H81ZM108 243H109V242H108ZM92 244H93V243H92ZM113 244H114V243H113ZM151 244H152V243H151ZM19 245H20V246H19ZM83 245H84V244H83ZM83 245H82V247H84ZM86 245H87V243H86ZM196 245H197V244H196ZM80 246H81V245H80ZM89 246H90V245H89ZM106 246H107L106 248H108L109 244L106 245ZM111 246H112V245H111ZM85 247H88V246H85ZM94 247H95V246H94ZM148 247H149V246H148ZM77 248H78V247H76V249H77ZM96 248H97V247H96ZM106 248H105V249H106ZM152 248H153V247H152ZM198 248H199V246H198ZM71 249H72V250H71ZM79 249H80V248H79ZM82 249H83V248H82ZM101 249H100V251H101L100 255H101V257H102V256H104L105 253H108V250L106 249V250H105L106 252L102 255V253L104 252V251H103L104 249H103V250H101ZM112 249H113V247H112ZM74 250H75V249H74ZM83 250H85V249H83ZM93 250H94V249H93ZM95 250H96V249H95ZM208 250H209V249H208ZM75 251H76V250H75ZM75 251H73V252H75ZM91 251H92V249H91ZM98 251H99V249H98ZM100 251H99V252H100ZM102 251H103V252H102ZM205 251H207V250H205ZM220 251H221V250H220ZM213 252H214V251H213ZM75 253H76V252H75ZM80 253H81V252H80ZM82 253H83V251H82ZM86 253H87V252H86ZM90 253H91V252H90ZM94 253H95V252H94ZM97 253H98V252H97ZM199 253L202 254V252H199ZM204 253H207V252H204ZM224 253H225V252H224ZM226 253H227V252H226ZM56 254H58V255H56ZM96 255H97V254H96ZM223 255H224V254H223ZM106 256H107V255H106ZM123 256H124V255H123ZM203 256H204V255H203ZM205 256H206V255H205ZM205 256H204V257H205ZM218 256H219V255H218ZM224 256H225V255H224ZM83 257H87V256H83ZM98 257H100V256L98 255ZM125 257H127V255H126ZM150 257H151V256H150ZM215 257H216V256H215ZM69 258H70V257H69ZM77 258H78V256H77ZM89 258H90V257H89ZM106 258H107V257H106ZM207 258H209V257H207ZM210 258H211V257H210ZM39 259H40V258H39ZM39 259H38V261H39ZM42 259H41V260H42ZM84 259H85V258H84ZM99 259H101V258H99ZM99 259H98V261H99ZM202 259H204V258H202ZM211 259H213V258H211ZM216 259H217V257H216ZM36 260H37V259H36ZM70 260H71V259H70ZM79 260H80V258H79ZM105 260H106V259H105ZM149 260H150V259H149ZM74 261H75V260H74ZM101 261H102V260H101ZM152 261H153V260H152ZM201 261H202V260H201ZM221 261H222V260H221ZM226 261H227V260H226ZM226 261H225V262H226ZM230 261H231V260H230ZM35 262H36V261H35ZM207 262H208V261H207ZM209 262H210V261H209ZM228 262H229V260H228ZM32 263H33V262H32ZM95 263H96V262H95ZM95 263H94V264H95ZM204 263H205V260H204ZM69 264H70V263H69ZM71 264H73V261L71 262ZM74 264H75V263H74ZM83 264H84V263H83ZM85 264H86V263H85ZM91 264H92V263H91ZM96 264H98V263H96ZM99 264H100V263H99ZM115 264H116V263H115ZM180 264H181V263H180ZM183 264H184V263H183ZM213 264H214V263H213ZM221 264H222V263H221ZM225 264H226V263H225Z\"/></svg>","mask_w":264,"mask_h":264}]
</instances>
